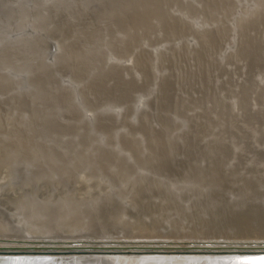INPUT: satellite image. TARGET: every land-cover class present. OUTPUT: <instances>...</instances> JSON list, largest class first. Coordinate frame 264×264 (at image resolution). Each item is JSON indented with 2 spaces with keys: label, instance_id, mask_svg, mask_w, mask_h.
Returning <instances> with one entry per match:
<instances>
[{
  "label": "rangeland",
  "instance_id": "rangeland-1",
  "mask_svg": "<svg viewBox=\"0 0 264 264\" xmlns=\"http://www.w3.org/2000/svg\"><path fill=\"white\" fill-rule=\"evenodd\" d=\"M5 1H3L2 3H3V5L4 4L7 5V6H5L6 10H7L9 2H5ZM24 1L27 2L26 5H24L25 2H23V5L26 6L25 7L26 9H22V10L29 11V12L24 11L25 14L27 13L26 15L24 14V12L20 11V9L22 7L24 8V6H21V8L13 9L14 11L11 9L13 12V13L10 12L13 15L12 17H10L11 14H9V11H11L10 8L8 9V11H6L5 7L2 6L1 8L2 9L4 8L3 10L5 12L0 8L1 9L0 11L2 13L4 12V13H6L5 14L6 16L10 17V18H7L6 16H4L0 12V14H2V15H0V17H1L0 20H2L1 21L2 25H3V23L5 24V25H3L5 27H3L0 23V25H1L0 27L2 29L4 28V30H2L0 28V32L2 31L1 36L3 37V38L0 37V53H1L0 57L4 60L7 58L8 59V60L6 59L7 61H10V59H11V62H12V63L10 62L11 64L10 63L7 64L6 60L4 62L0 61V64H1L0 65V71H1V69H3L4 67L7 66L6 68L3 69V70H5V71H3L4 73L0 72V75L3 74L2 77L0 76L1 81L4 80L5 82H7L6 80H8V82L10 83V84H8V82H7L5 86L0 84L1 85L0 86V96H1L0 101L3 102L5 100L3 103L2 102L0 103V132H1L0 133V151L4 152L1 150L3 148H4L3 150H6V151H8V150L11 151V149L14 151V149H16L15 146H17L16 150L20 154L22 153L20 156L23 157L22 159H21V157H19L20 161L18 160V162L20 164L16 165V166L22 165L19 167H23V165H26V164H27L26 166H28V164L29 165H32L33 163L35 164L36 162H32V161H34V159H37L35 161H38V162L35 165V169L33 168L34 164L32 165L33 167L28 166V168H27L25 166V168L24 167L22 168V170L26 169L25 171H27V172H28V169L30 171V168H32L31 174L29 172L30 175L28 173L26 174V172L24 173V171H23V175H20V174H22V172H21L22 170H21V168L18 169L16 167V169H18V172L19 173L21 172L20 174L17 173L18 175L21 176V178H20V176L18 177V175H17V177H15L16 181L18 180V178H20L19 181H17L18 183H16V181L13 177H12L13 180H12V178L6 179V177H2V173L5 171V170L3 171V169H7L6 167L8 165L5 163H7L11 159L10 158L8 159L5 156L3 157V155L1 157V154H0V164L4 163L6 161L4 163L5 165L4 164L0 165V212H1L0 213V229H1L0 230V240H2V241L4 240L3 242L0 241V249H3V247H5V246L8 248L18 247L21 249L26 248L27 252L32 253V249H34V250L37 248H40V249L43 248L44 249L45 246H40V245L42 243H48V244L52 245V246H47V248L52 250L51 252H57V251L58 252H63V251L67 252V251H65V249H67L66 245L71 243L72 241H75V242L79 241V244L83 243L86 245H93V244L95 245V244H97V242L109 243L108 242L109 240H110V242H116V243L120 242L122 244L126 243L127 241H128L127 243H130V241L132 240L131 244H129L132 246H137L140 243H141V245L142 244L145 245V243L150 244V242H153V243L157 242V243L163 244V243H166V241H167V243H174V244L182 245V247H184V246L189 247V246H193V245H205V244L206 245H209V244L210 245L211 244L212 245H224V246H238V245L239 246H246V245H257V244L262 245V244H264V101H263L264 100V92H263V90H264V80H263L264 79V70H263V68H264L263 67L264 66V64H263V62H264V58H263L264 57V36H263L264 35V21H263L264 20V18H263L264 17L263 16L264 15V10H263L264 9V0H252V1L251 0H230V3H229V0H184V1L183 0H154L155 3L152 0H143L144 2H142V0H129V1H131L130 2L131 4L130 3L126 4L125 2L128 3L127 0H122L123 2L118 0V3L119 2L121 3V5L119 3L120 6H118V8L116 6H114V5L118 4V3H116L117 0H113L114 2L109 0V2H111V3L107 2V0L106 1L103 0V2H100L98 0L97 1L92 0L95 3L92 1L88 3L89 0L86 1L88 4H90L91 8L93 6V5H91V3L92 4L94 3L95 5H98V6L101 5L104 8L107 7L108 3H109V5L112 4L111 6L108 5V7L105 8L108 11L103 10V12L106 11V12H104L105 14L103 13L104 16L109 11H111L110 8L112 6H114V8H115V9H113V7H112V10H116V9L123 10L122 11L123 13L119 10L120 13L117 15L119 16V18H121L120 21H122V23L124 24V26H126V28L123 27V24L120 21H119L120 23L115 21V20H117V21L119 20L115 13L113 15L116 16L117 18L113 21L115 22V24L116 23L121 24L122 27H119L120 25H114L113 21H111V19L109 20L107 18L108 20L107 19L104 20L103 15H101V12L103 9V7H101V6L99 7V9L101 8V12L94 5V8L90 9L91 11L89 10L88 11L89 13L87 14L86 7H87V9H89L87 6V3L85 4V10H82V9H84V5H83V8H81L80 7L81 5L77 3L78 0H73L75 2H73L71 0L73 3L70 4V6H72L75 3L77 5H73L74 8L72 9V7H71V9H69V10H70V12H71V10H73L72 13H74L76 11L77 15H76V13H74V15H76L78 17V19H76L77 18L76 16L71 15V18H72V16L75 17V19L74 18L71 19V18H69L70 12L68 11L69 14H68V12L66 13V11L68 9L64 8L65 11H63V9H62L61 11H63V12L60 13L61 11L57 8L60 6L59 5L54 6L55 3L56 4L58 3L57 0H48L50 2H48L46 0H44V1L41 0V3L43 2L41 5L37 4V3H40L39 2L40 0H37L38 2L36 3V5H35L36 0L35 1L24 0ZM52 1L54 2V5H52L53 4ZM159 1H162V2H159ZM164 1H166V2H164ZM65 2L68 3L69 0L68 1L66 0ZM81 2L82 1L80 0L79 3H81ZM83 2H85V1H83ZM96 2H98V3H96ZM139 2L141 4H139ZM172 2L175 4L172 5ZM180 2L182 4L185 2L186 4L184 3L185 5H182ZM214 2H216V3L213 4ZM2 3H0V4H2ZM50 3H52V4H50ZM62 3H63V1H60V5L64 6L63 5L64 3L63 4ZM113 3H114V5H113ZM146 3H148V4L146 5ZM162 3H163V5H162ZM168 3L171 5L172 8H168V7H170V5ZM178 3H179V5H178ZM187 3L189 4V7H188ZM206 3H208V4L206 5ZM14 4H15V2H14ZM46 4H48L49 6L51 5V8L49 6H47ZM102 4H105V6ZM122 4H123V6H122ZM124 4L126 5L127 8L128 7L130 8V6H131L133 11L131 10V8L130 9L128 8L127 10L124 9V8H126ZM134 4H136V5H134ZM142 4L145 6L143 7ZM37 5L41 6V7L39 6L40 9L38 8L40 11L42 8L45 7V5H46V7H48L47 9L50 8L51 12H54V13H57L55 11L58 9L59 11L58 10L57 11L60 13L59 16L61 17V18L59 17L60 22L62 21L63 23L65 22L67 24L68 21H71V25L69 24L70 22H68L69 25L68 24L67 25L66 24H63V25L59 24V22H58L59 20L55 21L53 18L54 13H51L52 18H50L51 16L48 17V19L50 18V20H51L50 21L51 24L47 19L46 20L48 22H46L45 20H43V18L50 15V9L48 12L49 15L47 14V11L44 10L46 8L42 9L45 11V13H43L44 11H41V13L44 14V16L40 17V15H41V14L39 15L40 12H38V10H35V9H37ZM66 5L67 4H65V7H66ZM68 5H67V7H68ZM78 5H80V6H78ZM221 5H222V7H220ZM262 5H263V7H262ZM33 6H34V8H33ZM76 6H78L80 10ZM121 6H122V8H121ZM139 6H140V8H141V6L143 8L140 9ZM154 6H156V7H154ZM203 6H205V8H203ZM226 6H227V8H226ZM55 7H56V9H55ZM95 7L99 11V13L96 10L95 11L93 10V9H95ZM133 7H135V8L133 9ZM153 7H154V9H153ZM182 7H184V8H182ZM191 7H193V9ZM213 7H214V9H213ZM217 7L219 8V10ZM75 8H77V9L75 10ZM159 8H160V10H159ZM162 8H163V10H162ZM166 8H168V9H166ZM175 8H177V10H175ZM202 8H203V10H202ZM32 9H34L36 11V14H38L39 17L42 19V20L40 19V21H45V23H46V24H44V22H40V24L43 23L44 26L42 24L41 25L39 24L38 25L39 28H40V26L41 27L43 26V27H46L45 29L42 30V29L37 28L38 26L36 27V25H37L36 21H38L37 18H39V17L36 18V17L32 16L33 14H35V11ZM52 9H55V10L52 11ZM180 9H181V11H180ZM191 9H192V11H191ZM205 9L206 10L208 9L207 11H209V12L207 13V11ZM18 10L20 11V14L18 12L19 17L17 16V14H15V11L17 13ZM31 10L33 11V13ZM92 10L94 12L98 13V14L95 13V15H101L102 16V17L101 16L100 17L103 20H99L100 18H97L99 21H102L104 25L107 24V25H105L106 27H108V25H109L110 29H113L112 30L113 34L111 33L112 35H110V32H108L110 36L108 35L107 32H104L105 29H108L109 27L105 28V26H104V31H102L103 35L107 34V37L108 36L111 37L110 38L111 41L109 40V37L108 38L105 37L106 35L105 36L102 35V38L105 37L104 39L100 38L103 41H101L100 39H97L99 37V35L102 33L99 34L97 32L98 29H96V28L100 27V29L102 30V26L100 24L102 22L98 23L97 19H95L97 21V23H96V21L93 18V17H95V15H93L94 12L92 13ZM154 10H155V13H154ZM186 10H188V11H186ZM79 11H81V12H79ZM82 11H83V14H82ZM84 11L86 13H84ZM125 11H127V12L131 11V13H133V16L131 13H130V15H127V13H124ZM136 11H137V14H136ZM158 11L161 14L156 15L157 13H159ZM190 11H191V14H190ZM216 11H218V12H216ZM78 12L82 14V17H80V14ZM21 13H23V14H21ZM28 13H29V15H28ZM116 13H118V10ZM205 13H206V15H205ZM218 13H219V15H218ZM221 13H222V15H221ZM46 14H47V16H46ZM61 14H63L65 17L61 16ZM66 14L68 16H66ZM84 14L86 16H88L90 14L92 17L90 15L88 17L93 19V20H91V22L95 21L96 24H99V25H97V27H95L96 32H94V34L98 33V34H96L98 36V37L96 36L97 38L96 37L94 38L95 35L92 34V32L94 30H92L90 32V29H89V32H90V34H92V36L88 35V38H86L84 41L83 38H85L86 35H83V33L86 34V31L83 28H85V29H87V28H86V26L81 27V25H82V23H84V25H87L89 20H90V18L86 17V19L88 18V22L86 24L85 22L87 20L84 19L85 18V16H83ZM120 14H122V16H120ZM123 14H125V15H123ZM167 14H169V16H167ZM14 15H16L15 16L16 18H13ZM20 15H25V16L28 15V16H32V18L31 17L27 18L28 16L27 17L24 16L25 17L24 18L22 16L20 17ZM57 15L55 14V16H57ZM174 15L176 17H174ZM209 15H212V16H209ZM114 16H113V18H114ZM124 16H127V17L125 18ZM223 16H224V19H223ZM236 16H238V17H236ZM5 17H6L7 21H6ZM63 17H64V21L61 20ZM66 17H68L69 19L67 20ZM79 17L81 18V20L79 19ZM106 17H107V15H106ZM123 17L126 19V21L124 20ZM128 17H129V20L131 19V24H130V21L127 20ZM171 17H174V18H171ZM205 17H207V18H205ZM226 17H228V18H226ZM20 18H22V19H20ZM33 18H36L37 20L33 19ZM122 18H123V20H122ZM8 19H10L9 23H8ZM23 19H27V20L30 19V20L27 23L26 22L27 20L25 21ZM52 19L54 20V23L52 22L53 21ZM55 19H58V16ZM158 19H161V20H158ZM11 20H12V22L16 21L15 23H16V25H18V27H17L15 25V23H13L14 27H15V28H13V30L11 29L12 28L11 26L13 24L10 25ZM73 20L80 22V26H79L78 22H73V24H72ZM148 20H149V22H148ZM151 20H152V22H151ZM155 20H156V22H155ZM106 21H108V23H110V22H112V23L108 24V23H106ZM20 22H21V24H20ZM24 22L26 23V25ZM31 22H35L36 25L34 23H31ZM55 22L56 23L58 22V24L62 25V26L66 25L65 27L67 30L64 29L65 27H63L64 30L63 29L61 30L60 28H62V27L58 26V24H57V26L60 27L58 30L60 33L58 32V34H57L56 33V31H57L56 27L57 26H55L56 25ZM136 22L138 23V25ZM47 23L49 24L48 26H52V24H55L54 25L55 29L52 26L49 29L50 31L47 32L48 27L45 26V25H47ZM177 23H178V25H177ZM222 23H223V25H222ZM247 23L250 25L252 24L251 25L252 27L250 25H248ZM6 24H8V26H6ZM22 24H24V25L22 26ZM111 24L114 26L112 27ZM159 24H160V27H159ZM258 24H259L261 30L259 29ZM19 25H21V26H19ZM34 25H35L36 29L34 27H32ZM72 25L75 26V29L73 28ZM76 25L79 26L80 29H78L76 27ZM88 25H91V24L89 23ZM128 25H130V26L127 27ZM116 26H117V28H115ZM67 27L68 28L72 27V29H69V30H72L69 32V34L71 32H73V29H74V32H77L78 30H80V33L82 32L81 29H83L84 32L81 35L83 37L78 36L79 32L76 33L77 35L75 37H78L77 38L78 41L76 42V40H75L76 38L75 37L73 38L75 33L73 32L70 35H68L67 32L69 30ZM249 27L251 29H249ZM76 28L78 29L77 31H76ZM114 28H115V30L118 29L119 32H118V30L115 31ZM160 28H161V31L163 33L160 31ZM171 28H172V30H171ZM6 29H7V31H6ZM10 29L12 31H10ZM38 29L41 31H38ZM100 29H99V31L101 32ZM127 29L129 30V33H128ZM131 29H132V31H131ZM198 29L201 32H199ZM109 30H106V31H109ZM140 30H142V31H140ZM180 30H181V32H180ZM42 31H44V33ZM51 31L52 32L55 31V32H53L54 34L50 33ZM61 31H64V32L66 31V32H65V34L62 35ZM87 31H88V29H87ZM147 31L149 32V34ZM5 32H7V35H4ZM36 32H38V33H36ZM89 32H87V34H89ZM151 32H153V33H151ZM172 33H173L174 37L172 36ZM195 33L197 34V36ZM198 33H200V34H198ZM126 34H128V36ZM54 35H55V37H54ZM57 35H60V36L58 37ZM61 35L63 36V38L66 36V38H64V39H66L64 41L66 47H64L65 45L63 44L64 39L60 38V37H62ZM67 35L70 36L71 38H69ZM124 35H126V36H124ZM116 36L118 38L119 37L120 38L117 39ZM143 36H144V38H143ZM262 36H263V38H262ZM53 37L55 38V40L53 39ZM89 37H93L92 38L93 40L90 39ZM130 37H131V39L129 40ZM251 37H253V38L251 39ZM36 39H37V41H35ZM67 39H69V41ZM70 39L75 40V42H74V40L71 41V45H72V43H73L72 46L75 45L74 46L75 48L72 47V49L73 48L75 49V50L73 49V51L71 49ZM105 39H107V40H105ZM112 39H116L117 41L112 40ZM38 40H40V41H38ZM87 40H89V41L87 42ZM17 42H18V44H17ZM41 42H42V45L45 44V45H43L44 46L43 51L40 49L42 47L40 45ZM95 42H96V44H94ZM106 42L108 44L107 46H106ZM36 43L37 44L40 43V44H38V45H40V47H38V45H36ZM79 43H80V45H79ZM81 43L86 49L83 48V46L81 47ZM86 43H87V45H86ZM101 43H102V45H100ZM8 44L11 46H9ZM31 44L35 46V49H33L34 46L32 47ZM61 44H63L64 46H61ZM111 44H112V46H110ZM139 44L141 47L139 46ZM93 45H95V46H93ZM97 45L99 47H103V48H99ZM149 45H150V47H149ZM20 46L23 47L24 50H25V47L30 48V46H31L32 48H30V49H33V52L35 51V54L38 53V55H39V51L41 50L40 51V53L42 52L40 54L41 56L36 57V59L34 61V58L30 59V58H32V57H30V56H32L31 55L32 53H30V55L26 59H27V61H29L28 59H30V61L32 60L34 62L32 63V61H31L28 63L24 60H25L26 54H28L26 52L29 49L26 48L28 50L24 51L23 49H21ZM77 46H78V48H77ZM79 46H80V48H79ZM105 46H106V48H105ZM118 46H120V47H118ZM37 47H38V49H40V50H38V52L36 50ZM67 47L68 48L70 47L69 50L63 49V48L66 49ZM91 47L93 48L92 50H90ZM94 47H95V49H94ZM96 47H97V49H96ZM142 47H143V49H142ZM7 48H8V50H11V48H12V51H14V52L8 51ZM122 48H123V50H122ZM136 48H137V50H135ZM197 48H198V50H197ZM82 49H84L85 51ZM102 49H104V51ZM119 49H121V50H119ZM124 49L125 50L128 49V50H126V53H125ZM151 49H153V50H151ZM81 50H82V52H81ZM100 50H101V52H100ZM7 51L9 54L7 53ZM20 51L23 52V54H21ZM86 51H89V52H86ZM127 51L129 53V56H128ZM90 52L93 55H91V57H90L91 60L89 58V61H88L87 56L88 55L90 56V54H91ZM93 52L94 53L96 52L98 57H96V53L94 54ZM98 52H100L101 56ZM231 52L233 55L231 54ZM245 52H247V53H245ZM106 53H108V54H106ZM35 54H33V55L35 56ZM58 54H59V56H57ZM80 54H82V56ZM8 55L10 56V58L7 57ZM68 55L70 57H68ZM3 56H5V57H3ZM18 56H20V59ZM103 56H105L104 57L105 62L102 61ZM21 57L24 58V60L21 59ZM78 57L81 58L82 60L79 59ZM93 57L96 59H93ZM161 57H163V58H161ZM1 58H0V60H2ZM241 58H242V60H241ZM84 59H87V60L85 61ZM97 59H98V61H97ZM106 59H107V61H106ZM13 60H15V62ZM19 60H20V63H24V62L28 63L30 67H27V69H24V68H26L25 66L27 64L25 66L23 64L24 67L22 68L21 66H19V63L16 62ZM69 60H71V61H69ZM22 61H24V62H22ZM76 61L78 62V64ZM168 61H170V62H168ZM72 62H74V63L76 62L77 65H75ZM101 62H103V63H101ZM107 62H108V64H105ZM203 62H204V64H203ZM211 62H213V63H211ZM256 62H258V63H256ZM16 63H18V65ZM30 63H32L33 65ZM67 63H69V64H67ZM193 63L195 65H193ZM90 64L93 67L90 66ZM101 64H103V65H101ZM83 65H85V66L82 67ZM151 65H152V67H151ZM155 65H157V66H155ZM102 66H104V67L102 68ZM78 67H79V69H78ZM109 67H112V68H109ZM193 67H195V68H193ZM60 68H62V69H60ZM95 68H96V70H95ZM85 69H87V70H85ZM104 69H105V72H103ZM194 69H195V73H194ZM68 70H69V72H68ZM77 70H79V71H77ZM90 70H92L91 71L92 73H90ZM188 70H190V71H188ZM50 71H51V73H50ZM81 71L83 72V74L81 73ZM262 71H263V73H261ZM65 72H67V74H65ZM118 72H120V73H118ZM124 72H125V74H124ZM189 72H190V74H189ZM254 73H256V74L254 75ZM71 74L73 77L71 76ZM76 74L78 76H76ZM88 74H89V76H88ZM91 74L94 75V78H93V75H91ZM185 74L187 75L186 77H185ZM14 75H15V77H14ZM47 75H48V77H46ZM124 76H126V77L124 78ZM49 77H51V78L48 79ZM127 77H129V78H127ZM193 77L195 78V81H194ZM196 77H198V78H196ZM55 78H57V79H55ZM86 78H88V79H86ZM186 78H187V80H186ZM124 79H125V81H124ZM116 80H121V81H116ZM4 81H3V83H5ZM53 81H55V82L53 83ZM77 81L78 82L81 81V82L78 83ZM245 81H246V83H245ZM41 82H42V85H41ZM44 82H45V84H44ZM160 82H161V84H160ZM189 82L191 85L189 84ZM212 82H213V84H212ZM124 83H126V84H124ZM187 83H188V85H187ZM33 84H34V86H33ZM256 84H259V85H256ZM14 85H15V87H14ZM128 85L130 87H128ZM124 86H125V88H124ZM190 86L192 89L190 88ZM120 87H122V89ZM3 88H5V90ZM52 88H54V89H52ZM65 88H67V89H65ZM123 88H124V90H123ZM158 88H161V89H158ZM49 89H50V91H49ZM69 89H70V91H69ZM128 89H130V90H128ZM61 90L63 91L62 93H61ZM242 90H244V91H242ZM32 91H33V93H32ZM43 91H45L46 93H44ZM69 92H71L72 94ZM74 92H75V94H74ZM118 92H119V94H118ZM81 93H82V95H81ZM114 93H117L118 95L117 94L115 95ZM58 94L61 96H58ZM73 94L75 97H73ZM42 95H43V98H41ZM260 95H261V97H260ZM26 96H28V97L26 98ZM31 96H33V97H31ZM54 96H56V97H54ZM70 96H71V98H70ZM82 96H84L85 99ZM121 96H122V98H121ZM24 97H25V99H24ZM96 97H97V99H96ZM3 98H4V100H3ZM51 98H53V99H51ZM65 98L66 99L68 98V99L66 100ZM115 98H116V100H115ZM15 99H17V100H15ZM86 99H87V102H86ZM21 102L23 104H21ZM26 102H28V104ZM83 102H84V104H83ZM4 103H7L8 105L7 104L5 105ZM14 103H15V105H14ZM29 104H30V107H29ZM36 104H37V106H36ZM52 104H53V106H52ZM123 104L124 105L126 104V105L123 106ZM128 104H129V106H127ZM31 105H33V106H31ZM58 105H60V106H58ZM61 105H62V107H61ZM12 106H13V108H12ZM17 106H19V107H17ZM22 106H24V107H22ZM50 106H51V108H50ZM63 106L64 107L66 106V108H64ZM73 106H75V107L73 108ZM86 106H88V107H86ZM15 108H17V109L15 110ZM81 108H82V110H80ZM3 109H7V111H4ZM11 109L13 110V112L11 111ZM38 109H41V110H38ZM27 110L29 112H27ZM66 110H67V112H70V113L68 114L66 112ZM38 111L40 113H38ZM72 111H75L76 114H75V112H72ZM43 112H44V114H43ZM54 112H56V113H54ZM50 115H52V116H50ZM23 116H25V117H23ZM66 116L69 118H67ZM34 118H35V120H34ZM21 120H23V123L26 122V123H24L25 125L22 124ZM44 121H46V122H44ZM66 121H67V123H66ZM19 122H21V124ZM32 122H34V123H32ZM72 122H74V123H72ZM22 125L24 126V129H22L23 128ZM27 125H29V126H27ZM76 126H78V127H76ZM132 127H133V129H132ZM45 132H46V134H45ZM55 132H57V133H55ZM33 133H35V134H33ZM41 135H42V137H41ZM17 136L20 138H18ZM81 136H82V138H81ZM23 137L26 139L28 138L27 141ZM32 137H35V138H32ZM116 139H117V141H116ZM18 141L20 142V145H19ZM28 141H29V143H28ZM32 142H33V144H32ZM16 143L19 146L15 145ZM36 143H37V145H36ZM29 144H30V146H29ZM66 146H68V147H66ZM8 147H10V148H8ZM31 147H34V149L33 148L32 149L35 150L33 153H32L33 150H31ZM63 147H65L66 149ZM46 148L47 149L49 148L48 149L49 152L47 151ZM100 148H101V150H100ZM29 149L31 150L32 156H31V154H29L30 152L28 153ZM62 149H64V150H62ZM94 149H96V150H94ZM16 150H15V152H16ZM20 150H22V151H20ZM50 150L52 152L54 151L53 154H51V155H50V153H52V152ZM69 150H71L70 151L71 153L69 152ZM89 150L92 151L91 154H90ZM94 151L95 152L97 151V152L93 153ZM99 151H102V153H103V151H105L106 154L105 153L104 154L106 156H104V154L101 153L103 156L102 157L101 154L99 153ZM24 152L27 154H24ZM67 152H69L68 155H66ZM76 152L77 153L79 152V153L77 154ZM36 153L37 154L39 153V154L37 155ZM58 153H61V154H58ZM73 153H74V155H73ZM63 154H65V156ZM26 155L29 157H26ZM45 155H47V156H45ZM52 155H54V156H52ZM70 155L73 157H71ZM89 155H90V157H89ZM112 155H114V156H112ZM51 156L53 158H55V160H52L53 158ZM77 156H81V157L86 156V157H83V159L80 157L81 161L78 157V160L81 162V163H79V161L77 160ZM61 157H62V159H61ZM99 157H101V160L99 159ZM24 158H25V160L27 159V161H25V162H28V163L25 164ZM38 158H40V159L42 158V159L40 160ZM57 158L60 160H58ZM106 158H108V159H106ZM31 159H32V161H31ZM50 160H52V162ZM75 160H77L79 164H77L76 163L77 161H75ZM82 160H86V161L82 162ZM94 160L96 161V163L91 162ZM110 160H112L114 163ZM117 160H119L120 162L119 161L117 162ZM127 160H129V161H127ZM22 161H23V163H21ZM29 161L32 163L30 164ZM43 161H45V162H43ZM53 161H54V163L55 162H57V163L54 164ZM73 161H75V162H73ZM104 161H105V163H104ZM47 162H48V164H47ZM60 162H61V166H62V168L60 167L61 169L59 168ZM71 162L73 164H71ZM84 162L85 163L87 162V163L85 164ZM99 162H102V164L101 163L99 164ZM40 163H41V165H39ZM66 163H67V165H66ZM70 164L75 166L74 168H76V167L81 168L82 167L83 169L82 168L81 169H79V168L74 169L73 166H71L75 170V172L71 171L73 169L70 167ZM80 164H81V166H80ZM97 164L100 165V167H102V169L100 168L102 172L98 168L99 166ZM3 165L6 167H3ZM44 165H46V166H44ZM87 165H89V166H87ZM90 165L92 166L91 168L94 170L95 173L91 171L92 169L90 168ZM114 165L116 167H113ZM55 166H57V167H55ZM63 166L64 167L69 166L71 169L70 168H68V169L64 168ZM39 167H41V168L39 169ZM95 167L98 169H95ZM54 168H56L57 170ZM84 168L87 170L84 171ZM103 168L106 169L105 173L103 172L104 171ZM112 168H114V169H112ZM59 170H60V172H58ZM65 170H66V175H68L69 172H73L72 176H71L72 179L70 178V175L65 177V175H64L65 173H63V172H65ZM67 170H68V173H67ZM95 170H98L100 173L107 174V175L103 176V174H99L98 171L96 172ZM121 170H122V172H121ZM81 171H82V173H83V171L85 172L84 176L82 174L84 179L81 176ZM88 171H90V172H88ZM119 171L121 173H119ZM124 171H125V173H124ZM53 172L56 174L58 173L57 175L59 176L60 179H62V181L60 180L62 186L58 187L56 183H53L54 182L53 180H52L53 182L51 180H49L51 178L50 176L52 174H54ZM77 172L78 173L80 172L81 177L78 176L80 179L76 176ZM113 172H114V174H117V175H114ZM50 173H51V175H50ZM86 173L89 174V176ZM90 173H91V175H90ZM92 173L96 174V175L93 176ZM97 174H99V175H97ZM108 174H110V175H108ZM60 175L61 176L63 175L64 177L63 176L60 177ZM73 175H74V178H73ZM27 176L28 177L31 176L30 178H31L32 182L30 181L31 183L25 184L24 182H26ZM85 176H87L88 178ZM96 176L97 177L99 176L98 178L99 179L102 178V179L99 181ZM100 176H101V178H100ZM41 177L47 178L46 180H44L45 182L41 181V183H40ZM59 178H57L56 180L59 181ZM104 179H106L105 182L102 181ZM108 179H109V181H108ZM86 180L88 182H86ZM96 180H97V182H96ZM37 181H39V183ZM133 181H135V182H133ZM33 182H34V184H33ZM78 182H79V185H77ZM108 182H110V183H108ZM111 183H112V185H111ZM66 184H68L69 186ZM107 184H108V186H107ZM133 184L135 187L133 186ZM35 185H36V187H35ZM53 187L56 189L53 190L54 189ZM72 187H74V188H72ZM99 187H101V188H99ZM17 190H18V192H17ZM105 190L106 191L108 190L107 193L105 194L107 197L109 196V193L114 195L113 199L111 197V199H112L111 200L109 198L110 196L107 198L106 196L103 195L104 193L102 194V196H104L101 198L102 201L107 202V203L101 204L102 201L100 200L101 206H100V210H98V211L102 212L101 207L103 205L106 206L105 208L111 209V207H112L111 210L105 209L103 211V212L109 211L107 213V215L109 217L106 215V218H105V216H103L106 214V212H105V214L101 213V215H100V214H98V211H97L96 214L98 216L95 214L96 211L92 212L94 209V205L97 204V203H93L94 199L96 200L95 197L99 194V191L104 192ZM112 191H113V193H112ZM20 192H23L25 195L29 194L28 199H27V203L25 204L26 201L24 202L25 205L24 204L20 205V202L18 200L15 201L16 200L15 197L18 194H20ZM66 193H68V194L66 195ZM44 194H47L48 197L43 198V196H45ZM65 195H66V197H65ZM74 195L76 196V198H74L75 197ZM4 198H8L10 200L9 206L2 203V199H4ZM37 198L40 200L38 201ZM86 198H88L90 200L92 199V201L89 200V202L87 203V207H84L85 205L82 207L84 209L88 208L87 210H89V208L91 209V207H93V208H92V210H89L88 213H86V214L84 213V216L80 217V218H82V219H80L79 216H82V215H79L80 213L78 211H80L82 209L80 207L87 200ZM106 198H107V200H106ZM59 199L61 201H59ZM84 199H85V201H84ZM32 202L36 203V204L40 203V202L46 203V204H51L54 208L53 209L52 206H50L53 209V212H52V209H50V208L49 209L46 208L44 210V211L51 210V212L48 211L51 213V215L49 216L50 213L47 214V217H50V219L45 218V216H46L45 212H44L43 218L41 216V218L44 219V221L47 220V223L44 222L43 220L39 219V220H41L42 224L45 225V223H46V228L41 230V231L40 230L31 231L29 228H26L25 225L22 224V222H19L20 220L17 221V216H19V218L21 216L22 217L25 216L24 218L21 217L22 220L26 219L30 223H34V221L40 217L41 213H38L39 211L35 210V208L37 206L35 204H32ZM155 202H156V204H158V207H156L157 210H155V208L152 209L153 207H152L151 203H155ZM67 203H70V204L72 203L73 209H75L78 206L79 207L78 211L74 210L75 211L74 212L72 210V208H70V206H69V209L72 210L73 212L72 211H71V213H70V211L68 212L69 209H67V208H66L67 212H64L63 206L66 207L65 205ZM76 203H77V205H76ZM89 203H91V204H89ZM31 205L33 206L34 210L31 209ZM67 205H69V204H67ZM90 205H92V206H90ZM135 205L137 207H135ZM183 205L187 209H182ZM21 206H23L24 208ZM133 206H134V208H133ZM153 206H155V205H153ZM135 208L138 210H136ZM29 209H31L32 211ZM84 209L81 211L85 212L86 209H85V211H84ZM96 210H97V208H96ZM153 210H154V212H153ZM220 210L222 211L223 215H221ZM41 211H43L42 208H41ZM111 211H113V212H111ZM128 211L130 214L132 213V215L129 216V214H128L130 220L128 218L129 223L128 222L126 223L125 220L128 217L126 213ZM219 211H220V214L218 213ZM19 212H21V213H19ZM48 212H46V213H48ZM205 212L208 214H206ZM66 213H68V214H66ZM69 213L71 215H69ZM216 213H218L220 216ZM61 214H62V218H61ZM87 214H89V215L93 214V216H91V215L87 216ZM95 215L98 217V219H97V217L94 218ZM203 215H204V218H203ZM216 215H218V216H216ZM65 216H67L68 218H69V216L70 217L72 216V218L74 216V219H72V221H71V218L66 219ZM86 216L88 218L93 217L94 219H97L99 222L102 219L101 216H103L104 220L102 219L103 220L102 222L106 221L105 222L106 225L108 224L107 220H109L111 217H114L113 220H116L119 218L118 220H116L117 225L115 223H113L115 221L112 222V218L109 220L110 221L109 224H111V226H112V223L115 224L112 226L113 228H115L114 226H116V228H117V226H121L120 229L122 228L124 230L121 229V231H122L121 232L120 229L117 228L118 229V231H117V229H113L108 224L109 225V226L107 225L108 230L109 231L114 230V232L111 231V233L112 234L116 233V235H114V234L111 235L110 233L106 234L102 230L104 223L101 226L100 225L101 222L99 224L97 220L96 221L94 220L95 223L99 224V226L97 228V225L94 224V228H96L97 230L95 231V230L89 229L90 230L89 231L87 227L90 225V223H89L90 220L87 219L89 221L86 222V218H87ZM31 218H33V219H31ZM99 218H100V220H99ZM65 219H66V221L70 220V222L69 223H68V221L66 222ZM90 219L93 223L94 221L92 220V218H90ZM60 220H61V222H60ZM77 220H79L80 222ZM82 220H85V221H83V222H85V224H83V223L80 224L82 222ZM64 221L66 222V225L70 226L71 229L70 228L68 229V226H66V228L63 226L65 224ZM122 221L124 223H126L124 225L127 228H124V226L122 225L123 224ZM1 223L3 224V226L1 225ZM38 223H40V221ZM70 223H72L73 226H72V224L70 225ZM145 223H147L146 225L148 227L147 226H145V227L149 228V231L147 228L144 229L142 227V224H145ZM7 224H9V225H7ZM86 225H88V226H86ZM139 225H141L142 230H147V233H143L142 231H140V234H138V235L133 234V232H134L133 230H134L135 226L137 227ZM107 227H106V229H107ZM99 228H101V229L99 230ZM104 228H105V225H104ZM85 229H86V231H85ZM126 229H127L128 233L126 232L125 233L126 235H125L123 233V231L125 232ZM28 231L30 233H28ZM119 231H120V233L118 234ZM16 233H17V235H16ZM121 233H123V235ZM41 240H42V242H41ZM43 240H44V242H43ZM49 240H50V243H49ZM122 240L124 242H122ZM133 240L134 241L136 240L135 243ZM38 243H40V244L38 245ZM61 244H63V245H61ZM55 248H57V251L56 250L53 251ZM59 249H60V251H59ZM11 251H13V250H11ZM184 251H188V250H184ZM44 252L45 251H36V253H44ZM184 253H188L189 256L190 255L191 256L189 257L187 255H183L181 257H177V256H180L179 253L178 254L177 253H175V254H172V253L171 254H157V255H150V256L146 255V254H134L137 257H143V258H139V260H137V259L133 260V259H128L129 257L127 255H129V254H123V253L120 254L119 253V254H114V255L123 256L122 258L125 257L126 262H128V263L131 262L129 264H137L138 261H139L138 264H141V263L142 264H144V263L148 264V263H150L149 261H152V258H149L151 256L152 257H162V258H158V259L153 258L154 260L157 259L158 261L152 262L150 264H178V263L179 264H192V263L195 264V262H196V264L197 263L202 264V262H203V264H207V263L209 264L210 261H211L210 264L211 263L213 264L214 261L215 262L217 261V260H214L212 262V260H209V259H206V260L200 259V260H202V262H200L199 259L198 260L193 259L194 262H192V260H191V258H193L192 256H197L200 253L199 252H192V251H190V253L189 252H184ZM109 255H113V254L110 253ZM138 255H141V256H138ZM25 256L27 257L30 255L28 254ZM31 256H34V255H31ZM171 256H174L177 258H172ZM40 258L41 257H39L38 259H40ZM42 258H44V256ZM148 258H149V260H147ZM32 259H33L32 263H34V264L35 263L39 264L40 262H42L44 264L48 263V261L41 260V259L37 261L35 259V257H33ZM32 259L29 258V259H26L22 262L13 260V264H15V263L21 264L23 262H26L27 260H28V262L23 263V264H27V263L30 264ZM47 259H58L59 263L66 264L67 261H70V259H74V258H73V256H51V257L49 256V258H47ZM163 259H164V261H163ZM121 260L122 259H116V261L111 260L113 263H110V261H108V263L114 264V262H115L117 264L118 261H119L118 264L119 263L120 264L126 263V262H123L124 260H122V261ZM140 260L143 262H141ZM145 260H147V262ZM172 260H174L175 262ZM229 260L230 261L228 263H226L225 260H223L225 263L224 262L223 263L220 262V263L221 264H229V263L230 264H264V256H247V257L246 256H235V258L230 257ZM14 261H16V262H14ZM81 261L82 260H78V261L75 260V261H71V263L70 262L69 263L72 264V262H73L75 264V262H76V264H77V262H79L78 264H81ZM100 261L89 260L86 262L88 264H97V263L98 264L99 263L100 264H102V263L108 264V263H106V260H102L104 262H102V261L100 262ZM132 261L133 262L135 261L137 263H135V262L133 263ZM227 261H228V259H227ZM2 262H0V264ZM7 262H10L9 264H12V260H9ZM7 262L4 261L3 263L8 264ZM37 262H39V263H37ZM49 262L50 263H48V264L52 263L51 261H49ZM84 262L82 261V264H84ZM86 262H85V264H87ZM204 262H206V263H204ZM215 262H214V264L218 263V261L216 263ZM54 263L57 264L56 262H53L52 264H54Z\"/></svg>",
  "mask_w": 264,
  "mask_h": 264
},
{
  "label": "bare ground",
  "instance_id": "bare-ground-1",
  "mask_svg": "<svg viewBox=\"0 0 264 264\" xmlns=\"http://www.w3.org/2000/svg\"><path fill=\"white\" fill-rule=\"evenodd\" d=\"M3 1H5V0H0V3H2ZM32 1H35V0H32ZM43 1H44V0H43ZM46 1H48V0H46ZM57 1H58V3H57V4L55 3V5H54V2H53V1H52L53 4H52V3H50V4H52V5H54V6H56V5L58 6V5H59L61 8H60V7H57V8H58L60 11H61L62 9H63V11H65L64 8H65V9H68V10L66 11V13H67L68 11L70 12L69 9H71V7H72V9L74 8L73 5H77V4L75 3V4H73L72 6H70V4H72L73 2H75V1H73V0H72L73 2H72L71 0H69L68 3L65 2L66 0H65V1H64V0H60V1H63L64 4H63V3H62V4H63L64 6L60 5V1H59V0H57ZM67 1H68V0H67ZM81 1H82L81 3H79L80 0H78V2H77V1H76V2H77L78 4L81 5V6L78 5V6H80L81 8H83V5H84V9H82V10H85V4L87 3V2H86L87 0H81ZM83 1H85V2H83ZM91 1H92V0H89L88 3L91 2ZM96 1H97V0H96ZM98 1L103 2V0H98ZM105 1H106V0H105ZM111 1H113V0H111ZM120 1L123 2L122 0H120ZM127 1H128V3L125 2L126 4H129V3L131 2V1H129V0H127ZM152 1H154V0H152ZM183 1H184V0H183ZM251 1H252V0H251ZM5 2H9V5H8L7 8H8V9L10 8V10H11V9L13 10V9L21 8V6H24V5H26V3H27V2L24 1V0H6ZM14 2H15V4H14ZM23 2H25L24 5H23ZM28 2H29V1H28ZM37 2H38V1L36 0L35 5H36ZM39 2H40V3H37V4H40V5H41V4L43 3V2L41 3V0H40ZM48 2H50V1H48ZM70 2H71V3H70ZM92 2H94V1H92ZM107 2H109V0H107ZM113 2H114V1H113ZM140 2H141V1H140ZM140 2H139V4H141ZM142 2H144V1L142 0ZM159 2H162V1H159ZM159 2H158V3H159ZM164 2H166V1H164ZM216 2H217V1H216ZM216 2H214L213 4H215ZM226 2H227V1H226ZM233 2H234V1H233ZM83 3H84V4H83ZM88 3H87V6H88L89 9H87V7H86V10H87L86 12H87V14L89 13L88 11H89L90 9L94 8V5H95V4H94L95 2H94L93 4L91 3V5H93L92 8H91L90 4H88ZM96 3H98V2H96ZM109 3H111V2H109ZM109 3H108V5H109ZM116 3H118V0H117ZM116 3H115V4H116ZM119 3H120V2H119ZM119 3H118L117 5H114V3H113V5L116 6V7L118 8V6L121 5V3H120V5H119ZM132 3H133V2H132ZM134 3H135V2H134ZM154 3H155V1H154ZM176 3H177V2H176ZM180 3H181V2H180ZM184 3H185V2H184ZM184 3H183V4L181 3V4H182V5H185L186 3H185V4H184ZM197 3H198V2H197ZM210 3H211V2H210ZM222 3H223V2H222ZM229 3H230V0H229ZM231 3H232V2H231ZM31 4H32V3H31ZM65 4H67V5L69 4V5H68L69 8L67 7V5H66V7H65ZM130 4H131V3H130ZM136 4H137V3H136ZM136 4H134V5H136ZM147 4H148V3H146V5H147ZM152 4H153V3H152ZM152 4H151V5H152ZM159 4H160V3H159ZM168 4H169V3H168ZM174 4H175V3L172 2V5H174ZM187 4H188V3H187ZM200 4H201V3H200ZM207 4H208V3H206V5H207ZM211 4H212V3H211ZM211 4H210V5H211ZM219 4H220V3H219ZM232 4H233V3H232ZM234 4H235V3H234ZM10 5H11V6H10ZM40 5H37V9H35V10H38V12H40L39 15L41 14L40 17H41V16L43 17L44 14H42L41 11H44V10H45V11H47V14H48L49 9L51 8V5L49 6L48 4H46L47 6L50 7L49 9H47L48 7H46V5H45V7L42 5V6H43L44 8H46V9L42 8V9H44V10L41 9V11L39 10V9H40V8H39ZM102 5L105 6V4H102ZM108 5H107V7H108ZM111 5H112V4H111ZM111 5H109V6H111ZM124 5H125V4H124ZM132 5H133V4H132ZM142 5H143V4H142ZM151 5H150V6H151ZM162 5H163V3H162ZM169 5H170V4H169ZM178 5H179V3H178ZM241 5H242V4H241ZM2 6L5 7V6H7V5H5V4L3 5V3H2V4H0V8H1ZM9 6H10V7H9ZM78 6H76V7H78ZM95 6L97 7V9H99V7H100L101 5H100V6L95 5ZM114 6H112L113 9H115ZM122 6H123V4H122ZM122 6H121V8H122ZM129 6H130V5H129ZM144 6H145V5H143V7H144ZM152 6H153V5H152ZM152 6H151V7H152ZM156 6H157V5H156ZM156 6H154V7H156ZM159 6H160V5H159ZM180 6H181V5H180ZM208 6H209V5H208ZM212 6H213V5H212ZM217 6H218V5H217ZM223 6H224V5H223ZM229 6H230V5H229ZM232 6H233V5H232ZM254 6H255V5H254ZM25 7H26V6H24V8L22 7V8L20 9V11H22V12H24V11L29 12V11H27V10H22V9H26ZM40 7H41V6H40ZM96 7H95V9H93V10H94V11L96 10V11L99 13V11L96 9ZM101 7H103V6H101ZM107 7H105V8H107ZM112 7H111V8L109 7V8L111 9V11H109V12L106 14L107 17H106V15L104 16L103 13L106 12V11H108V10H106V9L103 7L102 12H101V8H100L99 10H100V12H101V15H103V17H104L103 19H104V20H106V19L108 18L109 20L111 19V21L115 20V19L118 17L119 20H118V21L115 20V21H116V22H119V21L121 20V18H119V16H118L117 14L120 13V12H119L120 9L112 10ZM125 7H126V5H125ZM143 7L141 6V8H140V6H139L140 9H142ZM154 7H153V9H154ZM188 7H189V4H188ZM220 7H222V5H221ZM237 7H238V6H237ZM244 7H245V6H244ZM256 7H257V6H256ZM262 7H263V5H262ZM33 8H34V6H33ZM38 8H39V9H38ZM53 8H54V7H53ZM109 8H108V9H109ZM123 8H124V7H123ZM128 8H129V7H128ZM128 8L126 7V8H124V9L127 10ZM130 8H131V6H130ZM130 8H129V9H130ZM134 8H135V7H133V9H134ZM168 8H172L171 5H170V7H168ZM168 8H166V9H168ZM180 8H181V7H180ZM182 8H184V7H182ZM186 8H187V7H186ZM191 8L193 9V7H191ZM203 8H205V6H203ZM203 8H202V10H203ZM217 8H218V7H217ZM226 8H227V6H226ZM231 8H232V7H231ZM1 9H2V8H1ZM1 9H0V10H1ZM3 9H4V8H3ZM3 9H2V10H3ZM8 9L6 10V7H5V10H6V11H8ZM55 9H56V7H55ZM55 9H52V11L55 10ZM58 9H57V10H58ZM76 9H77V8H75V10H76ZM78 9H79V7H78ZM110 9H109V10H110ZM155 9H156V8H155ZM192 9H191V11H192ZM199 9H200V8H199ZM210 9H211V8H210ZM213 9H214V7H213ZM215 9H216V8H215ZM241 9H242V8H241ZM256 9H257V8H256ZM12 10L9 11V14H11L10 12H12ZM32 10H34V9H32ZM32 10H31V11H32ZM35 10H34V11H35ZM57 10L55 11V12H57V13H54V12H51V9H50V15L48 14L49 16H47V14H46L47 17H44L43 20H45L46 22H48V21L50 22V21H51L50 18H52L51 13H54V15H53V14H52V15H53V18H54L55 21L59 20V21H58L59 24H62V25H63V24H66L65 22H64V23H63L62 21H61L62 23L60 22V18H61V17H60L59 15H60V13H62L63 11H61V12L59 13V12H58L59 10H58V11H57ZM79 10H80V9H79ZM93 10H92V13L94 12ZM103 10H106V11L103 12ZM117 10H118V13H116ZM131 10H132V8H131ZM135 10H136V9H135ZM138 10H139V9H138ZM159 10H160V8H159ZM162 10H163V8H162ZM175 10H177V8H175ZM205 10H206V9H205ZM207 10H208V9H207ZM207 10H206V11H207ZM211 10H212V9H211ZM211 10H210V11H211ZM218 10H219V8H218ZM263 10H264V9H263ZM3 11H4V10H3ZM13 11H14V10H13ZM20 11L18 10L17 13H16V11H15V14H17L18 17H19ZM45 11H44L43 13H45ZM72 11H73V10H71L70 14H69V12H68V14L70 15L69 18H71V15H74V13H76V15H77V12H76V11H75L74 13H72ZM90 11H91V10H90ZM113 11H114V12H113ZM115 11H116V12H115ZM120 11L122 12L123 10H120ZM132 11H133V10H132ZM141 11H142V10H141ZM147 11H148V10H147ZM172 11H173V10H172ZM180 11H181V9H180ZM186 11H188V10H186ZM191 11H190V14H191ZM249 11H250V10H249ZM249 11H248V12H249ZM0 12H1V11H0ZM4 12H5V11H4ZM4 12H3V13L1 12V13H2L4 16H6V15H5L6 13H4ZM18 12H19V14H18ZM79 12H81V11H79ZM79 12H78V13H79ZM86 12L84 11V13H86ZM97 12H94L93 15H95V13L98 14ZM148 12H149V11H148ZM158 12H159V11H158ZM162 12H163V11H162ZM170 12H171V11H170ZM196 12H197V11H196ZM203 12H204V11H203ZM208 12H209V11H207V13H208ZM216 12H218V11H216ZM230 12H231V11H230ZM257 12H258V11H257ZM262 12H263V11H262ZM12 13H13V12H12ZM32 13H33V11H32ZM58 13H59V14H58ZM114 13L117 15V17L113 15ZM122 13H123V12H122ZM124 13H127V15H130L131 11H130V12H129V11H128V12L125 11ZM128 13H129V14H128ZM151 13H152V12H151ZM154 13H155V10H154ZM166 13H167V12H166ZM171 13H172V12H171ZM194 13H195V12H194ZM199 13H200V12H199ZM199 13H198V14H199ZM236 13H237V12H236ZM2 14H0V15H2ZM21 14H23V13H21ZM24 14H25V12H24ZM26 14H27V13H26ZM26 14H25V15H26ZM30 14H31V13H30ZM35 14H36V11H35ZM35 14H33L32 16H34V17H36V18L39 17L38 14H36V15H35ZM55 14H56V15L58 14V15H57V16H58V19H55V18L57 17V16H55ZM64 14H65V13H64ZM79 14H80V17H82L83 11H82V14H81V13H79ZM90 14H91V13H90ZM90 14H89V15H90ZM104 14H105V13H104ZM131 14H132V16H133V13H131ZM136 14H137V11H136ZM139 14H140V13H139ZM158 14H161V13L159 12V13H157L156 15H158ZM162 14H163V13H162ZM169 14H170V13H169ZM169 14H167V16H169ZM209 14H210V13H209ZM216 14H217V13H216ZM246 14H247V13H246ZM25 15H20V17H21V16L24 17ZM28 15H29V13H28ZM28 15H27V16H28ZM37 15H38V16H37ZM76 15H74V16H76ZM89 15H88V16H89ZM91 15H92V14H91ZM91 15H90V16H91ZM93 15H92V16H93ZM101 15H95L96 18L93 17L94 20L97 19V18H100L99 20H103V19H101V17H102ZM123 15H125V14H123ZM205 15H206V13H205ZM218 15H219V13H218ZM221 15H222V13H221ZM12 16H13V15L11 14L10 17H12ZM15 16H16V15H14L13 18H16ZM27 16H25V17H27ZM32 16H28L27 18H29V17L32 18ZM50 16H51V17H50ZM61 16H64V15L61 14ZM66 16H68V15L66 14ZM74 16H72V18L75 19ZM83 16H85V18L83 17L84 19H86V17H88V16H86L85 14H84ZM92 16H91V17H92ZM100 16H101V17H100ZM113 16H114V18H113ZM120 16H122V14H120ZM141 16H142V15H141ZM146 16H147V15H146ZM154 16H155V15H154ZM164 16H165V15H164ZM197 16H198V15H197ZM209 16H212V15H209ZM263 16H264V15H263ZM6 17H7V18H10V17H8V16H6ZM6 17H5V19H6ZM25 17H24V18H25ZM40 17L37 18V19H38V21H36V24H37V25L35 24V22H31V23H34V24L36 25V27L40 24V22H44V24H46L45 21H40V19H41ZM48 17H50V18L48 19ZM59 17H60V18H59ZM64 17H65V16H64ZM64 17H63L61 20L64 21ZM76 17H77V16H76ZM80 17H79V19L81 20ZM124 17L126 18L127 16H124ZM124 17H123V18H124ZM137 17H138V16H137ZM158 17H159V16H158ZM174 17H176V16L174 15ZM174 17H171V18H174ZM236 17H238V16H236ZM242 17H243V16H242ZM261 17H262V16H261ZM31 18H30V19H31ZM36 18H33V19H36ZM69 18L66 17L67 20H68ZM72 18H71V19H72ZM83 18H82V19H83ZM88 18H90V17H88ZM88 18L86 19L87 21L85 20V21H86V22H85L86 24H87V22H88ZM123 18H122V20H123ZM125 18H124V20L126 21ZM138 18H139V17H138ZM148 18H149V17H148ZM162 18H163V17H162ZM165 18H166V17H165ZM189 18H190V17H189ZM196 18H197V17H196ZM205 18H207V17H205ZM226 18H228V17H226ZM231 18H232V17H231ZM252 18H253V17H252ZM259 18H260V17H259ZM263 18H264V17H263ZM0 19H1V17H0ZM3 19H4V18H3ZM5 19H4V20H5ZM17 19H18V18H17ZM20 19H22V18H20ZM30 19H29V20H30ZM37 19H36V20H37ZM46 19H47L48 21H47ZM76 19H78V17H77ZM108 19H107V20H108ZM155 19H156V18H155ZM223 19H224V16H223ZM247 19H248V18H247ZM9 20H10V19H8V23H9ZM23 20L26 21L27 19H23ZM23 20H22V21H23ZM29 20H27L26 22L28 23ZM41 20H42V19H41ZM52 20H53V19H52ZM54 20L52 21L53 23H54ZM91 20H93V19L90 18V20H89V22H88V24L90 23L91 25H88V24H87V25H88V26H87V25H84V23H82L83 26L81 25V27H85V26H86V28L88 29V31H87V29L83 28V29L86 31V34L83 33V32H84L83 29H81V30H82L81 33H80V30H78V29H80V28H79V26H80V22H78V21H76V20H73V21H72V24H73V22H78V24H79V26H77L78 24L76 25V27L78 28V29L76 28V31L78 30L77 32H74V29H75V26H74V25H75V24L72 25L73 28H74V29H73V32L75 33V35L73 36V38L77 35L76 33L79 32L80 35L78 34V36H81L82 33H83V35H86V37L83 38L84 41H85V39L88 38V35H89V36H92V34H94V32H96V29H98L97 32H98L99 34H100V33H102V34H100L101 36L99 35V37H98V36L96 35V34H98V33H95V34H94L95 36L93 35L94 38H95L96 36L98 37V38L96 37L97 39L102 38V35H103V32H102V31H104V26L107 25V24L104 25L102 21H99V20L97 19L98 23H99V22H102V23H100L101 26H102V30H101L100 27H97V25H99V24H96L97 21L95 20V21H96V23H95V21H92V22H91ZM127 20L130 21V24H131V19L129 20V17L127 18ZM138 20H139V19H138ZM158 20H161V19H158ZM165 20H166V19H165ZM171 20H172V19H171ZM183 20H184V19H183ZM211 20H212V19H211ZM226 20H227V19H226ZM229 20H230V19H229ZM1 21H2V20H0V23H1V25H2V22H1ZM6 21H7V19H6ZM65 21H66V20H65ZM125 21H124V22H125ZM172 21H173V20H172ZM176 21H177V20H176ZM184 21H185V20H184ZM240 21H241V20H240ZM247 21H248V20H247ZM247 21H246V22H247ZM250 21H251V20H250ZM263 21H264V20H263ZM3 22H4V21H3ZM15 22H16V21H15ZM15 22H12V20H11V24H10V25H12V24L15 23ZM37 22H38V23H37ZM58 22H57V23L55 22L56 25H55V24H52L53 28H54V25L57 26ZM68 22H70L69 24L71 25V21H68ZM68 22H67V24H68ZM83 22H84V21H83ZM93 22H94V23H93ZM109 22H110V21H109ZM120 22L122 23V21H120ZM120 22H119V23H120ZM146 22H147V21H146ZM148 22H149V20H148ZM148 22H147V23H148ZM151 22H152V20H151ZM155 22H156V20H155ZM157 22H158V21H157ZM163 22H164V21H163ZM167 22H168V21H167ZM178 22H179V21H178ZM182 22H183V21H182ZM182 22H181V23H182ZM185 22H186V21H185ZM206 22H207V21H206ZM228 22H229V21H228ZM251 22H252V21H251ZM253 22H254V21H253ZM24 23H25V22H24ZM106 23H108V21H106ZM110 23H112V22H110ZM110 23H108V24H110ZM136 23H137V22H136ZM143 23H144V22H143ZM203 23H204V22H203ZM214 23H215V22H214ZM223 23H224V22H223ZM223 23H222V25H223ZM249 23H250V22H249ZM256 23H257V22H256ZM20 24H21V22H20ZM41 24L44 26L43 23H41ZM41 24H40V25H41ZM50 24H51V22H50ZM59 24H58V26H60V27H62V28H60V27H58V26L56 27V30H57L56 33H57V34H58V32H59V31H58L59 28L62 30L63 27H65V26L67 25V24H66L65 26H62V25H59ZM69 24H68V25H69ZM92 24H93V25H92ZM113 24H114V25H120L119 27H122L121 24H117V23L115 24L114 21H113ZM122 24H123V23H122ZM126 24H127V23H126ZM128 24H129V23H128ZM134 24H135V23H134ZM160 24H161V23H160ZM160 24H159V27H160ZM167 24H168V23H167ZM182 24H183V23H182ZM182 24H181V25H182ZM224 24H225V23H224ZM237 24H238V23H237ZM247 24H248V23H247ZM1 25H0V26H1ZM3 25H5V24L3 23ZM3 25H2V26H3ZM15 25H16V23H15ZM23 25H24V24H22V26H23ZM25 25H26V23H25ZM35 25L32 26V27H34V28L36 29ZM48 25H49L48 23H47V25H45V26L48 27V28H47V30H48L47 32H49V31H50V30H49L50 27H52V26H48ZM114 25L111 24L112 27H113ZM137 25H138V23H137ZM139 25H140V24H139ZM168 25H169V24H168ZM177 25H178V23H177ZM219 25H220V24H219ZM239 25H240V24H239ZM248 25H250V24H248ZM251 25H252V24H251ZM251 25H250V26H251ZM255 25H256V24H255ZM6 26H8V24H6ZM16 26L18 27V25H16ZM19 26H21V25H19ZM43 26H42V27H43ZM92 26H93V27H92ZM129 26H130V25H128L127 27H129ZM151 26H152V25H151ZM166 26H167V25H166ZM198 26H199V25H198ZM213 26H214V25H213ZM240 26H241V25H240ZM258 26H259V24H258ZM3 27H5V26H3ZM11 27H12V28H11ZM11 27H10V28L13 30V28H15V27H14V24H13ZM42 27L40 26V28H39V26H38L37 28L42 29V30L46 28V27H43V28H42ZM88 27H89V28H88ZM90 27H91V28H90ZM95 27H97V28L95 29ZM108 27H109V25H108ZM108 27L105 26V28H108ZM123 27L126 28V26H124V24H123ZM142 27H143V26H142ZM142 27H141V28H142ZM144 27H145V26H144ZM157 27H158V26H157ZM167 27H168V26H167ZM170 27H171V26H170ZM173 27H174V26H173ZM190 27H191V26H190ZM190 27H189V28H190ZM219 27H220V26H219ZM231 27H232V26H231ZM243 27H244V26H243ZM251 27H252V26H251ZM0 28H1V27H0ZM7 28H8V27H7ZM21 28H22V27H21ZM67 28H68V27H67ZM115 28H117V26H116ZM115 28H114V30H115ZM162 28H163V27H162ZM213 28H214V27H213ZM257 28H258V27H257ZM1 29H2V28H1ZM8 29H9V28H8ZM11 29H10V31H12ZM39 29H38V31H41V30H39ZM51 29H52V28H51ZM54 29H55V28H54ZM64 29H66V27H65ZM64 29H63V30H64ZM69 29H72V27H71V28L69 27L68 30H69ZM89 29H90V32H91L92 30H94V31L92 32V34H90ZM99 29L101 30V32L99 31ZM109 29H110V27H109L108 29H105L104 32H107V33L110 32V35H112V34H113V31H112L113 29H110V30H109ZM120 29H121V28H120ZM122 29H123V28H122ZM128 29H129V28H128ZM128 29H127V30H128ZM133 29H134V28H133ZM142 29H143V28H142ZM148 29H149V28H148ZM195 29H196V28H195ZM242 29H243V28H242ZM249 29H251V28L249 27ZM259 29H260V26H259ZM2 30H4V28H3ZM52 30H53V29H52ZM66 30H67V29H66ZM106 30H109V31H106ZM116 30H118V29H116ZM116 30H115V31H116ZM124 30H125V29H124ZM153 30H154V29H153ZM163 30H164V29H163ZM171 30H172V28H171ZM173 30H174V29H173ZM191 30H192V29H191ZM260 30H261V29H260ZM6 31H7V29H6ZM21 31H22V30H21ZM45 31H46V30H45ZM70 31H72V30H69V31L67 32L68 35H70L71 33H73V32H71V33L69 34ZM131 31H132V29H131ZM135 31H136V30H135ZM140 31H142V30H140ZM149 31H150V30H149ZM160 31H161V28H160ZM160 31H159V32H160ZM198 31H199V29H198ZM258 31H259V30H258ZM1 32H2V31H1ZM1 32H0V37L3 38V37L1 36ZM42 32L44 33V31H42ZM53 32H55V31H53ZM53 32L51 31L50 33H53ZM65 32H66V31H65ZM65 32H64V31H61V34L63 35V34H65ZM87 32H89V34H87ZM118 32H119V30H118ZM147 32H148V31H147ZM161 32H162V31H161ZM178 32H179V31H178ZM180 32H181V30H180ZM199 32H201V31H199ZM214 32H215V31H214ZM232 32H233V31H232ZM247 32H248V31H247ZM5 33H6V34H5ZM5 33H4V35H7V32H5ZM36 33H38V32H36ZM59 33H60V32H59ZM111 33H112V34H111ZM128 33H129V30H128ZM135 33H136V32H135ZM143 33H144V32H143ZM151 33H153V32H151ZM155 33H156V32H155ZM162 33H163V32H162ZM251 33H252V32H251ZM53 34H54V33H53ZM53 34H52V35H53ZM114 34H115V33H114ZM124 34H125V33H124ZM148 34H149V32H148ZM164 34H165V33H164ZM170 34H171V33H170ZM179 34H180V33H179ZM183 34H184V33H183ZM192 34H193V33H192ZM195 34H196V33H195ZM198 34H200V33H198ZM253 34H254V33H253ZM253 34H252V35H253ZM260 34H261V33H260ZM62 35H61V36H62ZM68 35H67V36H68ZM72 35H73V34H72ZM105 35H106V36H105ZM108 35H109V33H108ZM110 35H109V36H110ZM115 35H116V34H115ZM126 35L128 36V34H126ZM126 35H124V36H126ZM160 35H161V34H160ZM181 35H182V34H181ZM185 35H186V34H185ZM185 35H184V36H185ZM193 35H194V34H193ZM207 35H208V34H207ZM209 35H210V34H209ZM215 35H216V34H215ZM252 35H251V36H252ZM8 36H9V35H8ZM57 36L59 37L60 35H57ZM103 36L107 37V34H104ZM109 36H108V37H109ZM137 36H138V35H137ZM140 36H141V35H140ZM145 36H146V35H145ZM155 36H156V35H155ZM165 36H166V35H165ZM172 36L174 37L173 33H172ZM188 36H189V35H188ZM190 36H191V35H190ZM196 36H197V34H196ZM211 36H212V35H211ZM242 36H243V35H242ZM244 36H245V35H244ZM263 36H264V35H263ZM263 36H262V38H263ZM54 37H55V35H54ZM54 37H53V39L55 40ZM68 37L71 38L70 36H68ZM68 37H67V38H68ZM81 37H83V36H81ZM105 37H103L102 39H104ZM108 37H107V38H108ZM112 37H113V36H112ZM116 37H117V36H116ZM122 37H123V36H122ZM156 37H157V36H156ZM159 37H160V36H159ZM205 37H206V36H205ZM260 37H261V36H260ZM39 38H40V37H39ZM60 38L64 39V38H66V36H65L64 38H63V36L60 37ZM75 38H76L75 40H76V42H77V41H78V40H77L78 37H75ZM89 38L92 39L93 37H89ZM110 38H111V37H109V40H110ZM113 38H114V37H113ZM119 38H120V37H119ZM119 38L117 37V39H119ZM133 38H134V37H133ZM143 38H144V36H143ZM153 38H154V37H153ZM171 38H172V37H171ZM219 38H220V37H219ZM222 38H223V37H222ZM252 38H253V37H251V39H252ZM41 39H42V38H41ZM130 39H131V37L129 38V40H130ZM178 39H179V38H178ZM178 39H177V40H178ZM201 39H202V38H201ZM214 39H215V38H214ZM28 40H29V39H28ZM65 40H66V39L63 40V44H64V45H65V43H64ZM67 40L69 41V39H67ZM73 40H74V39H73ZM73 40L70 39V45H71V41H73ZM75 40H74V42H75ZM92 40H93V39H92ZM94 40H95V39H94ZM100 40H101V39H100ZM105 40H107V39H105ZM112 40H116V39H112ZM124 40H125V39H124ZM127 40H128V39H127ZM153 40H154V39H153ZM169 40H170V39H169ZM202 40H203V39H202ZM216 40H217V39H216ZM249 40H250V39H249ZM259 40H260V39H259ZM18 41H19V40H18ZM31 41H32V40H31ZM33 41H34V40H33ZM35 41H37V39H36ZM38 41H40V40H38ZM44 41H45V40H44ZM47 41H48V40H47ZM88 41H89V40H87V42H88ZM101 41H103V40H101ZM110 41H111V40H110ZM116 41H117V40H116ZM121 41H122V40H121ZM143 41H144V40H143ZM164 41H165V40H164ZM199 41H200V40H199ZM211 41H212V40H211ZM247 41H248V40H247ZM14 44H15V43H14ZM17 44H18V42H17ZM23 44H24V43H23ZM25 44H26V43H25ZM33 44H34V43H33ZM38 44H40V43H38ZM38 44L36 43V45H38ZM63 44H61V46H64ZM68 44H69V43H68ZM68 44H67V45H68ZM83 44H84V43H83ZM89 44H90V43H89ZM94 44H96V42H95ZM103 44H104V43H103ZM168 44H169V43H168ZM199 44H200V43H199ZM208 44H209V43H208ZM210 44H211V43H210ZM226 44H227V43H226ZM239 44H240V43H239ZM251 44H252V43H251ZM254 44H255V43H254ZM8 45H9V44H8ZM29 45H30V44H29ZM31 45H32V44H31ZM40 45L43 47V48H42V47L40 48V49L43 51V49H44V46H43V45H45V44L42 45V42H41ZM40 45H38V47H40ZM72 45H73V43H72ZM72 45H71V49H72V47L75 46V45H74V46H72ZM76 45H77V44H76ZM79 45H80V43H79ZM86 45H87V43H86ZM86 45H85V46H86ZM100 45H102V43H101ZM104 45H105V44H104ZM107 45H108V44H107V42H106V46H107ZM114 45H115V44H114ZM117 45H118V44H117ZM122 45H123V44H122ZM124 45H125V44H124ZM128 45H129V44H128ZM185 45H186V44H185ZM206 45H207V44H206ZM219 45H220V44H219ZM235 45H236V44H235ZM245 45H246V44H245ZM257 45H258V44H257ZM9 46H11V45H9ZM15 46H16V45H15ZM27 46H28V45H27ZM33 46H34V45H32V47H33ZM82 46H83V45H82V43H81V47H82ZM93 46H95V45H93ZM93 46H92V47H93ZM97 46H98V45H97ZM106 46H105V48H106ZM110 46H112V44H111ZM139 46H140V44H139ZM145 46H146V45H145ZM147 46H148V45H147ZM182 46H183V45H182ZM212 46H213V45H212ZM240 46H241V45H240ZM13 47H14V46H13ZM20 47H21V46H20ZM32 47L30 46V48H32ZM38 47L36 48L37 52H38V50H40V49H38ZM64 47H66V45H65ZM86 47H87V46H86ZM92 47H91L90 50L93 49ZM98 47H99V46H98ZM118 47H120V46H118ZM122 47H123V46H122ZM125 47H126V46H125ZM125 47H124V48H125ZM135 47H136V46H135ZM135 47H134V48H135ZM140 47H141V46H140ZM149 47H150V45H149ZM149 47H148V48H149ZM167 47H168V46H167ZM188 47H189V46H188ZM214 47H215V46H214ZM251 47H252V46H251ZM258 47H259V46H258ZM18 48H19V47H18ZM26 48H28V47H25V50L27 51V50L29 49V50H28L29 52H28V51L26 52V53H28V54H26L25 60H24V58L21 57V59H23L24 61H26V62L29 63V62L32 61V60L30 61V59H33V58H34V61H35L36 57H38V56L40 57V56H41V55H40V54L42 53V52L40 53L41 50L39 51V55H38V53H36V54H37V55H36V54H35V51L33 52V49H35V46L33 47V49H30V48L26 49ZM69 48H70V47H69ZM69 48L67 47L66 49H65V48H63V49H64V50H67V49L69 50ZM74 48H75V47H74ZM74 48H73V49H74ZM77 48H78V46H77ZM79 48H80V46H79ZM83 48H85V47L83 46ZM99 48H103V47H99ZM113 48H114V47H113ZM179 48H180V47H179ZM179 48H178V49H179ZM249 48H250V47H249ZM259 48H260V47H259ZM14 49H15V48H14ZM21 49L24 50L23 47H21ZM71 49H70V50H71ZM73 49H72V51H73ZM85 49H86V48H85ZM87 49H88V48H87ZM94 49H95V47H94ZM96 49H97V47H96ZM142 49H143V47H142ZM189 49H190V48H189ZM4 50H5V49H4ZM7 50H8V48H7ZM25 50H24V51H25ZM31 50H32V51H31ZM74 50H75V49H74ZM79 50H80V49H79ZM82 50H84V49H82ZM82 50H81V52H82ZM102 50L104 51V49H102ZM109 50H110V49H109ZM115 50H116V49H115ZM119 50H121V49H119ZM122 50H123V48H122ZM124 50H125V49H124ZM126 50H128V49H126ZM126 50H125V53H126ZM129 50H130V49H129ZM135 50H137V48H136ZM151 50H153V49H151ZM197 50H198V48H197ZM243 50H244V49H243ZM245 50H246V49H245ZM8 51H12V48H11V50H8ZM8 51H7V53H8ZM84 51H85V50H84ZM93 51H94V50H93ZM96 51H97V50H96ZM113 51H114V50H113ZM140 51H141V50H140ZM149 51H150V50H149ZM160 51H161V50H160ZM191 51H192V50H191ZM193 51H194V50H193ZM209 51H210V50H209ZM212 51H213V50H212ZM246 51H247V50H246ZM252 51H253V50H252ZM261 51H262V50H261ZM12 52H14V51H12ZM20 52H21V51H20ZM65 52H66V51H65ZM86 52H89V51H86ZM91 52H92V51H91ZM91 52H90V53H91ZM100 52H101V50H100ZM100 52H98V53L100 54ZM110 52H111V51H110ZM119 52H120V51H119ZM122 52H123V51H122ZM150 52H151V51H150ZM219 52H220V51H219ZM239 52H240V51H239ZM243 52H244V51H243ZM30 53H32V54H31L32 56H30V57H32V58L29 57L30 59H28L29 61H27L26 58H28V56L30 55ZM75 53H76V52H75ZM77 53H78V52H77ZM93 53H94V52H93ZM95 53H96V52H95ZM95 53H94V54H95ZM127 53H128V51H127ZM197 53H198V52H197ZM197 53H196V54H197ZM199 53H200V52H199ZM245 53H247V52H245ZM255 53H256V52H255ZM0 54H1V53H0ZM8 54H9V53H8ZM10 54H11V53H10ZM21 54H23V52H21ZM33 54H35V56H34ZM72 54H73V53H72ZM106 54H108V53H106ZM106 54H105V55H106ZM231 54H232V52H231ZM3 55H4V54H3ZM60 55H61V54H60ZM70 55H71V54H70ZM80 55L82 56V54H80ZM87 55H88V54H87ZM91 55H93V54L91 53L90 56L88 55L89 57L87 56L88 61H89V58L91 57ZM117 55H118V54H117ZM123 55H124V54H123ZM132 55H133V54H132ZM136 55H137V54H136ZM144 55H145V54H144ZM161 55H162V54H161ZM168 55H169V54H168ZM177 55H178V54H177ZM185 55H186V54H185ZM232 55H233V54H232ZM253 55H254V54H253ZM260 55H261V54H260ZM262 55H263V54H262ZM57 56H59V54H58ZM73 56H74V55H73ZM77 56H78V55H77ZM100 56H101V54H100ZM107 56H108V55H107ZM115 56H116V55H115ZM126 56H127V55H126ZM128 56H129V53H128ZM133 56H134V55H133ZM159 56H160V55H159ZM222 56H223V55H222ZM239 56H240V55H239ZM256 56H257V55H256ZM258 56H259V55H258ZM3 57H5V56H3ZM7 57L10 58L9 55H8ZM18 57H19V59H20V56H18ZM23 57H24V56H23ZM62 57H63V56H62ZM68 57H70V56L68 55ZM96 57H98V56H97V53H96ZM104 57H105V56H103V58H102L103 60L101 59L102 61H104ZM112 57H113V56H112ZM149 57H150V56H149ZM201 57H202V56H201ZM206 57H207V56H206ZM247 57H248V56H247ZM0 58H1V57H0ZM56 58H57V57H56ZM78 58H79V57H78ZM84 58H85V57H84ZM100 58H101V57H100ZM130 58H131V57H130ZM159 58H160V57H159ZM161 58H163V57H161ZM187 58H188V57H187ZM232 58H233V57H232ZM239 58H240V57H239ZM256 58H257V57H256ZM263 58H264V57H263ZM1 59H2V58H1ZM6 59H7V58H6ZM6 59H5V60H6ZM63 59H64V58H63ZM68 59H69V58H68ZM68 59H67V60H68ZM79 59H81V58H79ZM79 59H78V60H79ZM93 59H96V58L93 57ZM93 59H92V60H93ZM121 59H122V58H121ZM173 59H174V58H173ZM209 59H210V58H209ZM228 59H229V58H228ZM248 59H249V58H248ZM258 59H259V58H258ZM5 60L2 59V60H0V61H1V62H2V61L4 62ZM7 60H8V59H7ZM7 60H6V61H7ZM17 60H18V59H17ZM81 60H82V59H81ZM81 60H80V61H81ZM84 60L86 61L87 59H84ZM90 60H91V58H90ZM133 60H134V59H133ZM135 60H136V59H135ZM160 60H161V59H160ZM166 60H167V59H166ZM199 60H200V59H199ZM199 60H198V61H199ZM217 60H218V59H217ZM241 60H242V58H241ZM262 60H263V59H262ZM13 61L15 62V60H13ZM24 61H22V62H24ZM34 61H32V63H33ZM36 61H37V60H36ZM61 61H62V60H61ZM69 61H71V60H69ZM88 61H87V62H88ZM97 61H98V59H97ZM106 61H107V59H106ZM136 61H137V60H136ZM139 61H140V60H139ZM187 61H188V60H187ZM192 61H193V60H192ZM228 61H229V60H228ZM257 61H258V60H257ZM10 62H11V59H10V61H7V64H9ZM16 62H18V63H19V66H21L22 68L27 64L28 66L26 65V66H25L26 68H24V69H27V67H30L28 63H25V62H24V63H20V60H19V61H16ZM59 62H60V61H59ZM67 62H68V61H67ZM76 62H77V61H76ZM76 62H75V63L72 62V63H74L75 65H77L78 62H77V64H76ZM82 62H83V61H82ZM91 62H92V61H91ZM104 62H105V61H104ZM153 62H154V61H153ZM168 62H170V61H168ZM205 62H206V61H205ZM247 62H248V61H247ZM250 62H251V61H250ZM258 62H259V61H258ZM258 62H256V63H258ZM5 63H6V62H5ZM11 63H12V62H11ZM11 63H10V64H11ZM18 63H16V64L18 65ZM32 63H30V64H32ZM64 63H65V62H64ZM80 63H81V62H80ZM88 63H89V62H88ZM101 63H103V62H101ZM136 63H137V62H136ZM156 63H157V62H156ZM191 63H192V62H191ZM211 63H213V62H211ZM219 63H220V62H219ZM20 64H21V65H20ZM23 64H24V66H23ZM57 64H58V63H57ZM67 64H69V63H67ZM70 64H71V63H70ZM82 64H83V63H82ZM86 64H87V63H86ZM91 64H92V63H91ZM91 64H90V66H92ZM93 64H94V63H93ZM97 64H98V63H97ZM105 64H108V62L105 63ZM115 64H116V63H115ZM132 64H133V63H132ZM152 64H153V63H152ZM164 64H165V63H164ZM189 64H190V63H189ZM203 64H204V62H203ZM250 64H251V63H250ZM263 64H264V62H263ZM0 65H1V64H0ZM5 65H6V64H5ZM32 65H33V64H32ZM99 65H100V64H99ZM101 65H103V64H101ZM111 65H112V64H111ZM193 65H195V64L193 63ZM244 65H245V64H244ZM67 66H68V65H67ZM67 66H66V67H67ZM84 66H85V65H83L82 67H84ZM108 66H109V65H108ZM119 66H120V65H119ZM155 66H157V65H155ZM155 66H154V67H155ZM187 66H188V65H187ZM219 66H220V65H219ZM6 67H7V66H6ZM6 67H4V68H6ZM16 67H17V66H16ZM64 67H65V66H64ZM70 67H71V66H70ZM70 67H69V68H70ZM92 67H93V66H92ZM103 67H104V66H102V68H103ZM106 67H107V66H106ZM106 67H105V68H106ZM120 67H121V66H120ZM151 67H152V65H151ZM179 67H180V66H179ZM185 67H186V66H185ZM241 67H242V66H241ZM254 67H255V66H254ZM256 67H257V66H256ZM263 67H264V66H263ZM2 68H3V67H2ZM4 68H3V69H4ZM8 68H9V67H8ZM71 68H72V67H71ZM74 68H75V67H74ZM76 68H77V67H76ZM99 68H100V67H99ZM109 68H112V67H109ZM126 68H127V67H126ZM187 68H188V67H187ZM189 68H190V67H189ZM193 68H195V67H193ZM207 68H208V67H207ZM219 68H220V67H219ZM221 68H222V67H221ZM257 68H258V67H257ZM3 69H1L0 72L5 71V70H3ZM43 69H44V68H43ZM52 69H53V68H52ZM58 69H59V68H58ZM60 69H62V68H60ZM78 69H79V67H78ZM91 69H92V68H91ZM114 69H115V68H114ZM124 69H125V68H124ZM131 69H132V68H131ZM152 69H153V68H152ZM185 69H186V68H185ZM199 69H200V68H199ZM65 70H66V69H65ZM70 70H71V69H70ZM81 70H82V69H81ZM85 70H87V69H85ZM95 70H96V68H95ZM112 70H113V69H112ZM135 70H136V69H135ZM200 70H201V69H200ZM207 70H208V69H207ZM257 70H258V69H257ZM263 70H264V68H263ZM45 71H46V70H45ZM77 71H79V70H77ZM91 71H92V70H90V73H92ZM102 71H103V70H102ZM102 71H101V72H102ZM118 71H119V70H118ZM120 71H121V70H120ZM122 71H123V70H122ZM125 71H126V70H125ZM152 71H153V70H152ZM188 71H190V70H188ZM221 71H222V70H221ZM239 71H240V70H239ZM10 72H11V71H10ZM68 72H69V70H68ZM71 72H72V71H71ZM86 72H87V71H86ZM95 72H96V71H95ZM97 72H98V71H97ZM103 72H105V69H104ZM108 72H109V71H108ZM112 72H113V71H112ZM114 72H115V71H114ZM141 72H142V71H141ZM155 72H156V71H155ZM158 72H159V71H158ZM160 72H161V71H160ZM197 72H198V71H197ZM219 72H220V71H219ZM229 72H230V71H229ZM240 72H241V71H240ZM246 72H247V71H246ZM252 72H253V71H252ZM254 72H255V71H254ZM259 72H260V71H259ZM3 73H4V72H3ZM50 73H51V71H50ZM54 73H55V72H54ZM61 73H62V72H61ZM78 73H79V72H78ZM81 73L83 74L82 71H81ZM87 73H88V72H87ZM93 73H94V72H93ZM99 73H100V72H99ZM110 73H111V72H110ZM118 73H120V72H118ZM143 73H144V72H143ZM192 73H193V72H192ZM192 73H191V74H192ZM194 73H195V69H194ZM194 73H193V74H194ZM222 73H223V72H222ZM261 73H263V71H262ZM65 74H67V72H65ZM124 74H125V72H124ZM124 74H123V75H124ZM128 74H129V73H128ZM128 74H127V75H128ZM189 74H190V72H189ZM204 74H205V73H204ZM219 74H220V73H219ZM255 74H256V73H254V75H255ZM73 75H74V74H73ZM91 75H93V74H91ZM102 75H103V74H102ZM109 75H110V74H109ZM118 75H119V74H118ZM129 75H130V74H129ZM234 75H235V74H234ZM252 75H253V74H252ZM257 75H258V74H257ZM261 75H262V74H261ZM261 75H260V76H261ZM0 76L2 77L3 74L0 75ZM9 76H10V75H9ZM11 76H12V75H11ZM38 76H39V75H38ZM71 76H72V74H71ZM76 76H78V75L76 74ZM88 76H89V74H88ZM110 76H111V75H110ZM113 76H114V75H113ZM186 76H187V75L185 74V77H186ZM1 77H0V84L3 85V86H5L6 83L8 82V80H6L7 82H5L4 80L1 81ZM14 77H15V75H14ZM34 77H35V76H34ZM46 77H48V75H47ZM72 77H73V76H72ZM82 77H83V76H82ZM95 77H96V76H95ZM103 77H104V76H103ZM115 77H116V76H115ZM125 77H126V76H124V78H125ZM133 77H134V76H133ZM191 77H192V76H191ZM4 78H5V77H4ZM4 78H3V79H4ZM6 78H7V77H6ZM50 78H51V77H49L48 79H50ZM88 78H89V77H88ZM88 78H86V79H88ZM93 78H94V75H93ZM105 78H106V77H105ZM107 78H108V77H107ZM127 78H129V77H127ZM154 78H155V77H154ZM164 78H165V77H164ZM182 78H183V77H182ZM187 78H188V77H187ZM187 78H186V80H187ZM193 78H194V77H193ZM196 78H198V77H196ZM230 78H231V77H230ZM27 79H28V78H27ZM45 79H46V78H45ZM55 79H57V78H55ZM72 79H73V78H72ZM80 79H81V78H80ZM91 79H92V78H91ZM114 79H115V78H114ZM141 79H142V78H141ZM161 79H162V78H161ZM200 79H201V78H200ZM206 79H207V78H206ZM248 79H249V78H248ZM250 79H251V78H250ZM257 79H258V78H257ZM52 80H53V79H52ZM77 80H78V79H77ZM83 80H84V79H83ZM94 80H95V79H94ZM105 80H106V79H105ZM139 80H140V79H139ZM188 80H189V79H188ZM208 80H209V79H208ZM213 80H214V79H213ZM263 80H264V79H263ZM3 81H4L5 83H3ZM46 81H47V80H46ZM55 81H56V80H55ZM55 81H53V83H54ZM74 81H75V80H74ZM86 81H87V80H86ZM116 81H121V80H116ZM116 81H115V82H116ZM122 81H123V80H122ZM124 81H125V79H124ZM180 81H181V80H180ZM194 81H195V78H194ZM256 81H257V80H256ZM1 82H2V83H1ZM12 82H13V81H12ZM20 82H21V81H20ZM42 82H43V81H42ZM42 82H41V85H42ZM47 82H48V81H47ZM50 82H51V81H50ZM59 82H60V81H59ZM59 82H58V83H59ZM66 82H67V81H66ZM77 82H78V81H77ZM80 82H81V81H80ZM80 82H78V83H80ZM84 82H85V81H84ZM108 82H109V81H108ZM139 82H140V81H139ZM157 82H158V81H157ZM163 82H164V81H163ZM182 82H183V81H182ZM242 82H243V81H242ZM257 82H258V81H257ZM74 83H75V82H74ZM126 83H127V82H126ZM126 83H124V84H126ZM168 83H169V82H168ZM192 83H193V82H192ZM214 83H215V82H214ZM245 83H246V81H245ZM8 84H10V83L8 82ZM44 84H45V82H44ZM55 84H56V83H55ZM86 84H87V83H86ZM117 84H118V83H117ZM119 84H120V83H119ZM121 84H122V83H121ZM131 84H132V83H131ZM156 84H157V83H156ZM160 84H161V82H160ZM185 84H186V83H185ZM189 84H190V82H189ZM198 84H199V83H198ZM212 84H213V82H212ZM253 84H254V83H253ZM1 85H0V86H1ZM12 85H13V84H12ZM46 85H47V84H46ZM167 85H168V84H167ZM178 85H179V84H178ZM187 85H188V83H187ZM190 85H191V84H190ZM193 85H194V84H193ZM205 85H206V84H205ZM222 85H223V84H222ZM242 85H243V84H242ZM256 85H259V84H256ZM3 86H2V87H3ZM33 86H34V84H33ZM35 86H36V85H35ZM59 86H60V85H59ZM62 86H63V85H62ZM87 86H88V85H87ZM126 86H127V85H126ZM150 86H151V85H150ZM153 86H154V85H153ZM181 86H182V85H181ZM184 86H185V85H184ZM195 86H196V85H195ZM199 86H200V85H199ZM253 86H254V85H253ZM14 87H15V85H14ZM43 87H44V86H43ZM53 87H54V86H53ZM57 87H58V86H57ZM67 87H68V86H67ZM122 87H123V86H122ZM122 87H120V88L122 89ZM128 87H130V86L128 85ZM167 87H168V86H167ZM173 87H174V86H173ZM217 87H218V86H217ZM227 87H228V86H227ZM249 87H250V86H249ZM124 88H125V86H124ZM124 88H123V90H124ZM161 88H162V87H161ZM161 88H158V89H161ZM179 88H180V87H179ZM183 88H184V87H183ZM190 88H191V86H190ZM206 88H207V87H206ZM241 88H242V87H241ZM250 88H251V87H250ZM250 88H249V89H250ZM3 89L5 90V88H3ZM52 89H54V88H52ZM63 89H64V88H63ZM65 89H67V88H65ZM72 89H73V88H72ZM72 89H71V90H72ZM77 89H78V88H77ZM108 89H109V88H108ZM185 89H186V88H185ZM191 89H192V88H191ZM257 89H258V88H257ZM260 89H261V88H260ZM8 90H9V89H8ZM109 90H110V89H109ZM116 90H117V89H116ZM119 90H120V89H119ZM128 90H130V89H128ZM172 90H173V89H172ZM181 90H182V89H181ZM189 90H190V89H189ZM198 90H199V89H198ZM38 91H39V90H38ZM46 91H47V90H46ZM49 91H50V89H49ZM51 91H52V90H51ZM69 91H70V89H69ZM93 91H94V90H93ZM225 91H226V90H225ZM242 91H244V90H242ZM250 91H251V90H250ZM43 92L46 93L45 91H43ZM62 92H63V91L61 90V93H62ZM103 92H104V91H103ZM115 92H116V91H115ZM121 92H122V91H121ZM172 92H173V91H172ZM197 92H198V91H197ZM257 92H258V91H257ZM263 92H264V90H263ZM263 92H262V93H263ZM9 93H10V92H9ZM32 93H33V91H32ZM69 93H71V92H69ZM69 93H68V94H69ZM77 93H78V92H77ZM159 93H160V92H159ZM164 93H165V92H164ZM176 93H177V92H176ZM182 93H183V92H182ZM26 94H27V93H26ZM34 94H35V93H34ZM71 94H72V93H71ZM74 94H75V92H74ZM74 94H73V97H75ZM95 94H96V93H95ZM114 94L116 95L117 93H114ZM118 94H119V92H118ZM118 94H117V95H118ZM202 94H203V93H202ZM2 95H3V94H2ZM7 95H8V94H7ZM7 95H6V96H7ZM15 95H16V94H15ZM29 95H30V94H29ZM37 95H38V94H37ZM37 95H36V96H37ZM39 95H40V94H39ZM81 95H82V93H81ZM85 95H86V94H85ZM85 95H84V96H85ZM187 95H188V94H187ZM218 95H219V94H218ZM248 95H249V94H248ZM12 96H13V95H12ZM34 96H35V95H34ZM52 96H53V95H52ZM58 96H61V95L58 94ZM84 96H82V97H84ZM122 96H123V95H122ZM122 96H121V98H122ZM237 96H238V95H237ZM0 97H1V96H0ZM27 97H28V96H26V98H27ZM31 97H33V96H31ZM31 97H30V98H31ZM54 97H56V96H54ZM54 97H53V98H54ZM77 97H78V96H77ZM124 97H125V96H124ZM128 97H129V96H128ZM196 97H197V96H196ZM214 97H215V96H214ZM245 97H246V96H245ZM260 97H261V95H260ZM9 98H10V97H9ZM41 98H43V95H42ZM53 98H51V99H53ZM68 98H69V97H68ZM68 98H67V99H68ZM70 98H71V96H70ZM94 98H95V97H94ZM101 98H102V97H101ZM118 98H119V97H118ZM191 98H192V97H191ZM193 98H194V97H193ZM200 98H201V97H200ZM237 98H238V97H237ZM247 98H248V97H247ZM10 99H11V98H10ZM10 99H9V100H10ZM24 99H25V97H24ZM39 99H40V98H39ZM47 99H48V98H47ZM65 99H66V98H65ZM67 99H66V100H67ZM84 99H85V97H84ZM96 99H97V97H96ZM126 99H127V98H126ZM232 99H233V98H232ZM3 100H4V98H3ZM6 100H7V99H6ZM9 100H8V101H9ZM12 100H13V99H12ZM15 100H17V99H15ZM28 100H29V99H28ZM28 100H27V101H28ZM31 100H32V99H31ZM43 100H44V99H43ZM79 100H80V99H79ZM115 100H116V98H115ZM124 100H125V99H124ZM190 100H191V99H190ZM216 100H217V99H216ZM4 101H5V100H4ZM4 101H3V102H4ZM35 101H36V100H35ZM47 101H48V100H47ZM51 101H52V100H51ZM125 101H126V100H125ZM182 101H183V100H182ZM249 101H250V100H249ZM260 101H261V100H260ZM263 101H264V100H263ZM1 102H2V101H0V103H1ZM3 102H2V103H3ZM55 102H56V101H55ZM60 102H61V101H60ZM68 102H69V101H68ZM86 102H87V99H86ZM94 102H95V101H94ZM99 102H100V101H99ZM101 102H102V101H101ZM261 102H262V101H261ZM261 102H260V103H261ZM9 103H10V102H9ZM26 103L28 104V102H26ZM29 103H30V102H29ZM32 103H33V102H32ZM32 103H31V104H32ZM36 103H37V102H36ZM53 103H54V102H53ZM126 103H127V102H126ZM180 103H181V102H180ZM257 103H258V102H257ZM4 104L6 105L7 103H4ZM10 104H11V103H10ZM21 104H23V103L21 102ZM27 104H26V105H27ZM83 104H84V102H83ZM85 104H86V103H85ZM120 104H121V103H120ZM243 104H244V103H243ZM250 104H251V103H250ZM2 105H3V104H2ZM7 105H8V104H7ZM14 105H15V103H14ZM16 105H17V104H16ZM26 105H25V106H26ZM43 105H44V104H43ZM43 105H42V106H43ZM46 105H47V104H46ZM66 105H67V104H66ZM73 105H74V104H73ZM76 105H77V104H76ZM80 105H81V104H80ZM89 105H90V104H89ZM125 105H126V104H125ZM125 105L123 104V106H125ZM202 105H203V104H202ZM209 105H210V104H209ZM239 105H240V104H239ZM31 106H33V105H31ZM36 106H37V104H36ZM39 106H40V105H39ZM52 106H53V104H52ZM58 106H60V105H58ZM109 106H110V105H109ZM120 106H121V105H120ZM127 106H129V104H128ZM127 106H126V107H127ZM179 106H180V105H179ZM191 106H192V105H191ZM195 106H196V105H195ZM245 106H246V105H245ZM251 106H252V105H251ZM4 107H5V106H4ZM17 107H19V106H17ZM22 107H24V106H22ZM29 107H30V104H29ZM55 107H56V106H55ZM55 107H54V108H55ZM61 107H62V105H61ZM61 107H60V108H61ZM63 107H64V106H63ZM69 107H70V106H69ZM69 107H68V108H69ZM74 107H75V106H73V108H74ZM86 107H88V106H86ZM185 107H186V106H185ZM2 108H3V107H2ZM2 108H1V109H2ZM12 108H13V106H12ZM27 108H28V107H27ZM37 108H38V107H37ZM50 108H51V106H50ZM64 108H66V106H65ZM77 108H78V107H77ZM119 108H120V107H119ZM127 108H128V107H127ZM129 108H130V107H129ZM203 108H204V107H203ZM233 108H234V107H233ZM243 108H244V107H243ZM16 109H17V108H15V110H16ZM20 109H21V108H20ZM23 109H24V108H23ZM25 109H26V108H25ZM33 109H34V108H33ZM70 109H71V108H70ZM177 109H178V108H177ZM183 109H184V108H183ZM3 110H4V111H7V109H3ZM8 110H9V109H8ZM28 110H29V109H28ZM28 110H27V112H29ZM38 110H41V109H38ZM42 110H43V109H42ZM55 110H56V109H55ZM59 110H60V109H59ZM67 110H68V109H67ZM67 110H66V112H67ZM78 110H79V109H78ZM80 110H82V108H81ZM83 110H84V109H83ZM90 110H91V109H90ZM124 110H125V109H124ZM11 111L13 112L12 109H11ZM19 111H20V110H19ZM23 111H24V110H23ZM35 111H36V110H35ZM35 111H34V112H35ZM43 111H44V110H43ZM49 111H50V110H49ZM49 111H48V112H49ZM52 111H53V110H52ZM62 111H63V110H62ZM76 111H77V110H76ZM129 111H130V110H129ZM129 111H128V112H129ZM131 111H132V110H131ZM225 111H226V110H225ZM233 111H234V110H233ZM256 111H257V110H256ZM25 112H26V111H25ZM32 112H33V111H32ZM32 112H31V113H32ZM64 112H65V111H64ZM72 112H75V111H72ZM79 112H80V111H79ZM3 113H4V112H3ZM5 113H6V112H5ZM8 113H9V112H8ZM17 113H18V112H17ZM23 113H24V112H23ZM38 113H40V112L38 111ZM46 113H47V112H46ZM50 113H51V112H50ZM54 113H56V112H54ZM67 113L69 114L70 112H67ZM172 113H173V112H172ZM178 113H179V112H178ZM232 113H233V112H232ZM256 113H257V112H256ZM258 113H259V112H258ZM9 114H10V113H9ZM13 114H14V113H13ZM24 114H25V113H24ZM26 114H27V113H26ZM29 114H30V113H29ZM43 114H44V112H43ZM65 114H66V113H65ZM75 114H76V112H75ZM75 114H74V115H75ZM97 114H98V113H97ZM99 114H100V113H99ZM193 114H194V113H193ZM4 115H5V114H4ZM34 115H35V114H34ZM41 115H42V114H41ZM41 115H40V116H41ZM27 116H28V115H27ZM43 116H44V115H43ZM50 116H52V115H50ZM50 116H49V117H50ZM105 116H106V115H105ZM130 116H131V115H130ZM137 116H138V115H137ZM5 117H6V116H5ZM23 117H25V116H23ZM33 117H34V116H33ZM36 117H37V116H36ZM53 117H54V116H53ZM58 117H59V116H58ZM66 117H67V116H66ZM66 117H65V118H66ZM67 118H69V117H67ZM96 118H97V117H96ZM19 119H20V118H19ZM44 119H45V118H44ZM53 119H54V118H53ZM55 119H56V118H55ZM58 119H59V118H58ZM61 119H62V118H61ZM70 119H71V118H70ZM9 120H10V119H9ZM16 120H17V119H16ZM24 120H25V119H24ZM34 120H35V118H34ZM124 120H125V119H124ZM17 121H18V120H17ZM17 121H16V122H17ZM19 121H20V120H19ZM21 121H22V124L26 123V122L23 123V120H21ZM36 121H37V120H36ZM16 122H15V123H16ZM44 122H46V121H44ZM47 122H48V121H47ZM54 122H55V121H54ZM19 123L21 124V122H19ZM32 123H34V122H32ZM62 123H63V122H62ZM66 123H67V121H66ZM72 123H74V122H72ZM130 123H131V122H130ZM16 124H17V123H16ZM39 124H40V123H39ZM39 124H38V125H39ZM54 124H55V123H54ZM83 124H84V123H83ZM161 124H162V123H161ZM11 125H12V124H11ZM24 125H25V124H24ZM61 125H62V124H61ZM71 125H72V124H71ZM71 125H70V126H71ZM89 125H90V124H89ZM126 125H127V124H126ZM19 126H20V125H19ZM22 126H23V125H22ZM27 126H29V125H27ZM35 126H36V125H35ZM50 126H51V125H50ZM57 126H58V125H57ZM48 127H49V126H48ZM72 127H73V126H72ZM76 127H78V126H76ZM93 127H94V126H93ZM127 127H128V126H127ZM170 127H171V126H170ZM180 127H181V126H180ZM29 128H30V127H29ZM89 128H90V127H89ZM22 129H24V126H23ZM38 129H39V128H38ZM54 129H55V128H54ZM73 129H74V128H73ZM132 129H133V127H132ZM35 130H36V129H35ZM41 130H42V129H41ZM64 130H65V129H64ZM24 131H25V130H24ZM51 131H52V130H51ZM15 132H16V131H15ZM21 132H22V131H21ZM29 132H30V131H29ZM37 132H38V131H37ZM40 132H41V131H40ZM87 132H88V131H87ZM93 132H94V131H93ZM99 132H100V131H99ZM103 132H104V131H103ZM128 132H129V131H128ZM0 133H1V132H0ZM22 133H23V132H22ZM22 133H21V134H22ZM50 133H51V132H50ZM50 133H49V134H50ZM55 133H57V132H55ZM58 133H59V132H58ZM61 133H62V132H61ZM134 133H135V132H134ZM17 134H18V133H17ZM21 134H20V135H21ZM26 134H27V133H26ZM26 134H25V135H26ZM33 134H35V133H33ZM40 134H41V133H40ZM45 134H46V132H45ZM102 134H103V133H102ZM132 134H133V133H132ZM6 135H7V134H6ZM22 135H23V134H22ZM56 135H57V134H56ZM82 135H83V134H82ZM32 136H33V135H32ZM35 136H36V135H35ZM38 136H39V135H38ZM86 136H87V135H86ZM4 137H5V136H4ZM17 137H18V136H17ZM21 137H22V136H21ZM41 137H42V135H41ZM45 137H46V136H45ZM87 137H88V136H87ZM18 138H20V137H18ZM23 138H24V137H23ZM29 138H30V137H29ZM32 138H35V137H32ZM50 138H51V137H50ZM54 138H55V137H54ZM69 138H70V137H69ZM81 138H82V136H81ZM93 138H94V137H93ZM24 139H26V138H24ZM27 139H28V138H27ZM27 139H26V141H27ZM90 139H91V138H90ZM96 139H97V138H96ZM96 139H95V140H96ZM35 140H36V139H35ZM38 140H39V139H38ZM41 140H42V139H41ZM44 140H45V139H44ZM44 140H43V141H44ZM132 140H133V139H132ZM31 141H32V140H31ZM70 141H71V140H70ZM116 141H117V139H116ZM18 142H19V141H18ZM18 142H17V143H18ZM36 142H37V141H36ZM82 142H83V141H82ZM88 142H89V141H88ZM92 142H93V141H92ZM141 142H142V141H141ZM151 142H152V141H151ZM14 143H15V142H14ZM17 143H16L15 145H18ZM23 143H24V142H23ZM28 143H29V141H28ZM44 143H45V142H44ZM52 143H53V142H52ZM116 143H117V142H116ZM26 144H27V143H26ZM32 144H33V142H32ZM41 144H42V143H41ZM80 144H81V143H80ZM19 145H20V142H19ZM19 145H18V146H19ZM34 145H35V144H34ZM36 145H37V143H36ZM48 145H49V144H48ZM57 145H58V144H57ZM66 145H67V144H66ZM89 145H90V144H89ZM4 146H5V145H4ZM29 146H30V144H29ZM43 146H44V145H43ZM64 146H65V145H64ZM95 146H96V145H95ZM97 146H98V145H97ZM6 147H7V146H6ZM13 147H14V146H13ZM15 147H16V149H17V146H15ZM15 147H14V148H15ZM24 147H25V146H24ZM26 147H27V146H26ZM45 147H46V146H45ZM66 147H68V146H66ZM84 147H85V146H84ZM100 147H101V146H100ZM123 147H124V146H123ZM144 147H145V146H144ZM8 148H10V147H8ZM14 148H13V149H14ZM18 148H19V147H18ZM32 148L34 149V147H31V150H33ZM36 148H37V147H36ZM38 148H39V147H38ZM51 148H52V147H51ZM63 148H65V147H63ZM71 148H72V147H71ZM94 148H95V147H94ZM96 148H97V147H96ZM98 148H99V147H98ZM101 148H102V147H101ZM101 148H100V150H101ZM115 148H116V147H115ZM134 148H135V147H134ZM3 149H4V148H3ZM3 149H1V150L4 151V152H1V151H0L1 157H2V155H3V157L5 156V157H7L8 159L10 158L11 160H9L10 162L8 161L7 163H5V162H6L5 160H4L5 162L3 161L5 164H8L7 167L4 166V165H5L4 163H1V164H0V165L4 164L3 167H6V168H7V169H3V171H4V170H5V171L2 173V177H6V179H7V178L10 179V178L13 177V178L15 179V181H16V178H15V177H17V175H18L17 173H19V172H18V169L21 168V170H22L23 167L25 168V166L27 165L26 163H28V162H25V161H27V159L25 160V158H24V162H25L26 165H23V167H19V166H22V165H18V166H16L17 164H20V163L18 162V160H19V157H21L20 155H21L22 153L20 154L16 149H14V151H13L12 149H11V151H9L8 149H7L8 151L3 150ZM41 149H42V148H41ZM46 149H47V148H46ZM48 149H49V148H48ZM48 149H47V151H48ZM65 149H66V148H65ZM67 149H68V148H67ZM85 149H86V148H85ZM15 150H16V152H15ZM18 150H19V149H18ZM24 150H25V149H24ZM29 150H30V149H29ZM29 150H28V153L30 152L29 154H31V150H30V151H29ZM37 150H38V149H37ZM59 150H60V149H59ZM62 150H64V149H62ZM73 150H74V149H73ZM87 150H88V149H87ZM90 150H91V149H90ZM90 150H89V151H90ZM94 150H96V149H94ZM20 151H22V150H20ZM34 151H35V150H33L32 153H33ZM38 151H39V150H38ZM44 151H45V150H44ZM50 151H51V150H50ZM70 151H71V150H69V152H70ZM75 151H76V150H75ZM79 151H80V150H79ZM110 151H111V150H110ZM120 151H121V150H120ZM39 152H40V151H39ZM48 152H49V151H48ZM51 152H52V151H51ZM53 152H54V151H53ZM53 152L50 153V155L53 154ZM65 152H66V151H65ZM69 152H67L66 155H68ZM91 152H92V151H90V154H91ZM96 152H97V151H96ZM96 152L94 151L93 153H96ZM43 153H44V152H43ZM70 153H71V152H70ZM76 153H77V152H76ZM78 153H79V152H78ZM78 153H77V154H78ZM99 153L101 154L102 151H99ZM104 153H105V151H103L102 154H104ZM107 153H108V152H107ZM112 153H113V152H112ZM120 153H121V152H120ZM120 153H119V154H120ZM123 153H124V152H123ZM132 153H133V152H132ZM24 154H27V153L24 152ZM24 154H23V155H24ZM29 154H28V155H29ZM36 154H37V153H36ZM38 154H39V153H38ZM38 154H37V155H38ZM40 154H41V153H40ZM58 154H61V153H58ZM80 154H81V153H80ZM102 154H101V156H102ZM105 154H106V153H105ZM105 154H104V156H106ZM126 154H127V153H126ZM37 155H36V156H37ZM55 155H56V154H55ZM63 155L65 156V154H63ZM73 155H74V153H73ZM81 155H82V154H81ZM93 155H94V154H93ZM98 155H99V154H98ZM98 155H97V156H98ZM122 155H123V154H122ZM24 156H25V155H24ZM29 156H30V155H29ZM29 156L26 155V157H29ZM31 156H32V154H31ZM31 156H30V157H31ZM42 156H43V155H42ZM45 156H47V155H45ZM45 156H44V157H45ZM52 156H54V155H52ZM52 156H51V157H52ZM58 156H59V155H58ZM70 156H71V155H70ZM112 156H114V155H112ZM34 157H35V156H34ZM56 157H57V156H56ZM67 157H68V156H67ZM71 157H73V156H71ZM78 157H79V159H80L81 156H77V160H78ZM83 157H86V156H82L81 158L83 159ZM89 157H90V155H89ZM102 157H103V156H102ZM125 157H126V156H125ZM22 158H23V157H21V159H22ZM32 158H33V157H32ZM36 158H37V157H36ZM46 158H47V157H46ZM52 158H53V157H52ZM75 158H76V157H75ZM87 158H88V157H87ZM96 158H97V157H96ZM110 158H111V157H110ZM118 158H119V157H118ZM129 158H130V157H129ZM5 159H6V158H5ZM38 159H40V158H38ZM41 159H42V158H41ZM41 159H40V160H41ZM57 159H58V158H57ZM61 159H62V157H61ZM70 159H71V158H70ZM93 159H94V158H93ZM99 159L101 160V157H99ZM99 159H98V160H99ZM106 159H108V158H106ZM106 159H105V160H106ZM119 159H120V158H119ZM127 159H128V158H127ZM6 160H7V159H6ZM29 160H30V159H29ZM35 160H37V159H34V161H32V159H31L32 162H36V163H37L38 161H35ZM44 160H45V159H44ZM52 160H55V158H53ZM52 160H50V161L52 162ZM58 160H60V159H58ZM73 160H74V159H73ZM77 160H75V161H77ZM91 160H92V159H91ZM95 160H96V159H95ZM95 160H94V161H91V162L96 163ZM103 160H104V159H103ZM112 160H113V159H112ZM112 160H110V161H112ZM122 160H123V159H122ZM19 161H20V160H19ZM46 161H47V160H46ZM75 161H73V162H75ZM78 161H79V160H78ZM78 161L76 162L77 164L81 163V162H80L81 159H80L79 163H78ZM83 161H86V160H82V162H83ZM88 161H89V160H88ZM110 161H109V162H110ZM118 161H119V160H117V162H118ZM127 161H129V160H127ZM131 161H132V160H131ZM32 162L29 161L30 164H31ZM43 162H45V161H43ZM67 162H68V161H67ZM89 162H90V161H89ZM106 162H107V161H106ZM112 162H113V161H112ZM119 162H120V161H119ZM21 163H23V161H22ZM36 163H35V164L33 163V164H34V167L32 166L33 164H32V165H29V164H28V166H29V167H33V168L35 169V165H36ZM53 163H54V161H53ZM55 163H57V162H55ZM55 163H54V164H55ZM76 163H75V164H76ZM84 163H85V162H84ZM84 163H83V164H84ZM86 163H87V162H86ZM86 163H85V164H86ZM100 163L102 164V162H99V164H100ZM104 163H105V161H104ZM107 163H108V162H107ZM113 163H114V162H113ZM131 163H132V162H131ZM47 164H48V162H47ZM64 164H65V163H64ZM71 164H73V163L71 162ZM71 164H70V167L73 166V165H71ZM75 164H74V165H75ZM89 164H90V163H89ZM91 164H92V163H91ZM117 164H118V163H117ZM117 164H116V165H117ZM132 164H133V163H132ZM142 164H143V163H142ZM39 165H41V163H40ZM66 165H67V163H66ZM97 165H98V164H97ZM97 165H96V166H97ZM150 165H151V164H150ZM28 166H26V167L28 168ZM44 166H46V165H44ZM80 166H81V164H80ZM87 166H89V165H87ZM98 166H99V167H98L99 169H100V168L102 169V167H100V165H98ZM101 166H102V165H101ZM108 166H109V165H108ZM110 166H111V165H110ZM129 166H130V165H129ZM131 166H132V165H131ZM16 167H17L18 169H16ZM55 167H57V166H55ZM60 167L62 168V166H61V162H60L59 168H60ZM63 167H64V166H63ZM70 167H69V166H68V167L66 166V167H64V168H67V169H68V168H70ZM74 167H75V166H73V168H74ZM91 167H92V166L90 165V168H91ZM111 167H112V166H111ZM113 167H116V166L114 165ZM123 167H124V166H123ZM123 167H122V168H123ZM40 168H41V167H39V169H40ZM59 168H58V169H59ZM61 168H60V169H61ZM64 168H63V169H64ZM71 168H72V167H71ZM71 168H70V169H71ZM73 168H72V169H73ZM76 168L78 169L79 167H76ZM76 168H74V169H76ZM81 168H82V167H81ZM81 168H79V169H81ZM98 168L95 167V169H98ZM106 168H107V167H106ZM140 168H141V167H140ZM140 168H139V169H140ZM31 169H32V168H30V171H29V169H28V172L25 171L26 169H24V170L21 171L22 174H20L21 172H20L19 174H20V175H23V171H24V173L26 172V174H27V173L29 174V172H30V174H31ZM34 169H33V170H34ZM50 169H51V168H50ZM54 169H56V168H54ZM63 169H62V170H63ZM74 169L71 170V171H74V172H75ZM82 169H83V168H82ZM88 169H89V168H88ZM91 169H92V168H91ZM101 169H100V171H101ZM103 169H104V168H103ZM112 169H114V168H112ZM124 169H125V168H124ZM136 169H137V168H136ZM51 170H52V169H51ZM56 170H57V169H56ZM86 170H87V169L84 168V171H86ZM105 170H106V169H104V171H103L104 173H105ZM116 170H117V169H116ZM126 170H127V169H126ZM133 170H134V169H133ZM202 170H203V169H202ZM202 170H201V171H202ZM52 171H53V170H52ZM84 171H83V173H82V171H81V176H82V174H83V176H84V173H85ZM91 171L94 172L93 169H92ZM95 171L97 172L98 170H95ZM109 171H110V170H109ZM44 172H45V171H44ZM50 172H51V171H50ZM55 172H56V171H55ZM58 172H60V170H59ZM88 172H90V171H88ZM101 172H102V171H101ZM121 172H122V170H121ZM121 172L119 171V173H121ZM38 173H39V172H38ZM53 173H54V172H53ZM63 173H65V174H64L65 177L70 175V178H71L73 172H69V174L66 175V170H65V172H63ZM67 173H68V170H67ZM70 173H71V174H70ZM94 173H95V172H94ZM98 173H99V174H103V173H100L99 171H98ZM110 173H111V172H110ZM124 173H125V171H124ZM30 174H29V175H30ZM57 174H58V173H57ZM57 174L54 173V174L51 175V173H50V175H51L50 177H51V178L49 177V178H50L49 180H51V181L53 180L54 182H53V181H52V182H53V183H56L57 186L60 187V186H62V185H61V182H60V180L62 181V179H60L59 176H58ZM78 174H79V175H78ZM86 174H87V173H86ZM92 174H93V173H92ZM99 174H97V175H99ZM113 174H114V172H113ZM147 174H148V173H147ZM20 175H18V177H19ZM74 175H75V174H74ZM74 175H73V178H74ZM87 175L89 176V174H87ZM90 175H91V173H90ZM95 175H96V174H93V176H95ZM104 175H107V174H103V176H104ZM108 175H110V174H108ZM114 175H117V174H114ZM123 175H124V174H123ZM62 176H63V175H62ZM62 176L60 175V177H62ZM76 176H77V177L80 176V172H79V173L77 172V175H76ZM81 176H80V177H81ZM83 176H82V177H83ZM101 176H102V175H101ZM101 176H100V178H101ZM25 177H26V176H25ZM25 177H24V178H25ZM30 177H31V176H29V177L27 176L26 182H24L25 184H26V183H31V182H32ZM63 177H64V176H63ZM85 177H87V176H85ZM96 177H97V176H96ZM96 177H95V178H96ZM98 177H99V176H98ZM98 177H97V179L100 181L102 178L99 179ZM108 177H109V176H108ZM142 177H143V176H142ZM13 178H12V180H13ZM20 178H21V176H20ZM20 178H18L17 181H19ZM57 178H59V181L56 180ZM67 178H68V177H67ZM75 178H76V177H75ZM78 178H79V177H78ZM87 178H88V177H87ZM46 179H47V178H43V177H41V179H40V183H41V181H44V180H46ZM71 179H72V178H71ZM79 179H80V178H79ZM81 179H82V178H81ZM83 179H84V177H83ZM122 179H123V178H122ZM130 179H131V178H130ZM132 179H133V178H132ZM134 179H135V178H134ZM154 179H155V178H154ZM22 180H23V179H22ZM32 180H33V179H32ZM87 180H88V179H87ZM87 180H86V182H88ZM105 180H106V179H104V180H102V181L105 182ZM135 180H136V179H135ZM17 181H16V183H18ZM30 181H31V182H30ZM63 181H64V180H63ZM77 181H78V180H77ZM83 181H84V180H83ZM102 181H101V182H102ZM108 181H109V179H108ZM204 181H205V180H204ZM37 182L39 183V181H37ZM37 182H36V183H37ZM44 182H45V181H44ZM47 182H48V181H47ZM75 182H76V181H75ZM75 182H74V183H75ZM81 182H82V181H81ZM96 182H97V180H96ZM113 182H114V181H113ZM118 182H119V181H118ZM128 182H129V181H128ZM131 182H132V181H131ZM133 182H135V181H133ZM20 183H21V182H20ZM24 183H23V184H24ZM53 183H52V184H53ZM66 183H67V182H66ZM108 183H110V182H108ZM21 184H22V183H21ZM25 184H24V185H25ZM33 184H34V182H33ZM97 184H98V183H97ZM131 184H132V183H131ZM15 185H16V184H15ZM24 185H23V186H24ZM36 185H37V184H36ZM36 185H35V187H36ZM48 185H49V184H48ZM50 185H51V184H50ZM66 185H68V184H66ZM77 185H79V182H78ZM101 185H102V184H101ZM111 185H112V183H111ZM17 186H18V185H17ZM68 186H69V185H68ZM104 186H105V185H104ZM107 186H108V184H107ZM109 186H110V185H109ZM113 186H114V185H113ZM113 186H112V187H113ZM116 186H117V185H116ZM133 186H134V184H133ZM151 186H152V185H151ZM1 187H2V186H1ZM5 187H6V186H5ZM11 187H12V186H11ZM39 187H40V186H39ZM74 187H75V186H74ZM74 187H72V188H74ZM93 187H94V186H93ZM134 187H135V186H134ZM2 188H3V187H2ZM31 188H32V187H31ZM53 188H54V187H53ZM99 188H101V187H99ZM99 188H98V189H99ZM122 188H123V187H122ZM25 189H26V188H25ZM55 189H56V188H54L53 190H55ZM63 189H64V188H63ZM70 189H71V188H70ZM86 189H87V188H86ZM112 189H113V188H112ZM117 189H118V188H117ZM40 190H41V189H40ZM61 190H62V189H61ZM68 190H69V189H68ZM120 190H121V189H120ZM213 190H214V189H213ZM3 191H4V190H3ZM36 191H37V190H36ZM107 191H108V190H107ZM107 191H106V190H105L104 192H103V191H99V194L95 197L96 200L94 199L95 202L93 201V203H97V204H96V205L93 204L95 210L93 209V211H92V212L96 211L95 214L97 213L98 210H100V206H101V205H100V203H101L100 200L102 201L101 198L104 197V196H106L105 194L107 193ZM115 191H116V190H115ZM115 191H114V192H115ZM205 191H206V190H205ZM17 192H18V190H17ZM49 192H50V191H49ZM53 192H54V191H53ZM53 192H52V193H53ZM103 193H104V194H103ZM112 193H113V191H112ZM1 194H2V193H1ZM9 194H10V193H9ZM67 194H68V193H66V195H67ZM102 194H103L104 196H102ZM28 195H29V194H28ZM28 195H27V194L25 195L23 192H20V194H18V195L15 197V199H16L15 201L18 200V201L20 202V205H23L24 202L26 201V202H25V204H26V203H27V199H28ZM30 195H31V194H30ZM44 195H45V196H43V198H47V197H48L47 194H44ZM51 195H52V194H51ZM66 195H65V197H66ZM116 195H117V194H116ZM1 196H2V195H1ZM31 196H32V195H31ZM31 196H30V197H31ZM38 196H39V195H38ZM53 196H54V195H53ZM56 196H57V195H56ZM74 196H75V195H74ZM109 196H110V197H109ZM109 196H108V197H109L110 199H111V197H112V199H113V197H114V195H113V194H110V193H109ZM123 196H124V195H123ZM30 197H29V198H30ZM61 197H62V196H61ZM63 197H64V196H63ZM82 197H83V196H82ZM106 197H107V196H106ZM108 197H107V198H108ZM32 198H33V197H32ZM34 198H35V197H34ZM72 198H73V197H72ZM74 198H76V196H75ZM107 198H106V200H107ZM37 199H38V198H37ZM49 199H50V198H49ZM60 199H61V198H60ZM60 199H59V201H61ZM86 199H87L88 201L86 200V201H87V202H86L85 199H84L85 202L83 203V205H81V207H80V208H82L81 210L84 209L82 206L85 205L84 207H87V203L89 202L90 199H88V198H86ZM112 199H111V200H112ZM34 200H35V199H34ZM39 200H40V199H38V201H39ZM62 200H63V199H62ZM72 200H73V199H72ZM72 200H71V201H72ZM79 200H80V199H79ZM79 200H78V201H79ZM104 200H105V199H104ZM106 200H105V201H106ZM108 200H109V199H108ZM46 201H47V200H46ZM68 201H69V200H68ZM90 201H92V199H91ZM36 202H37V201H36ZM47 202H48V201H47ZM75 202H76V201H75ZM82 202H83V201H82ZM2 203L5 204V205H8V206H9L10 200H9L8 198H4V199H2ZM57 203H58V202H57ZM64 203H65V202H64ZM91 203H92V202H91ZM91 203H89V204H91ZM104 203H107V202H103V201H102L101 204H104ZM108 203H109V202H108ZM25 204H24V205H25ZM32 204H35V205L37 206V207L35 208V210H36V211H39L38 213H41V214H40V217H39L38 219L36 218L37 220H35L34 223H30V222H29L28 220H26V219L22 220V218H24L25 216L22 217V216L20 215L22 218H21V217L19 218V216H17V221L20 220L19 222H22V224L25 225L26 228H29L31 231H38V230L41 231V230H43V229L46 228V223H47V220L44 221V219H42V218H43V215H44V212H45V215H46L45 218L50 219V217H47V214H49V213L51 212V210H47V211H44V210H45L46 208H47V209H49V208L52 209L53 206H52L51 204H46V203H41V202H40V203H37V204L32 202ZM67 204H69V205H67ZM67 204L65 205L66 207L63 206V208H64V212H67V209H69V206H70V208L73 207L72 203H71V204H70V203H67ZM111 204H112V203H111ZM151 204H152V207H153V208H152V207H151V208H152V209L155 208V210H157L156 207H158V204H156V202H155V203H151ZM60 205H61V204H60ZM76 205H77V203H76ZM78 205H79V204H78ZM153 205H155V206H153ZM156 205H157V206H156ZM159 205H160V204H159ZM50 206H52V208H51ZM67 206H68V207H67ZM74 206H75V205H74ZM90 206H92V205H90ZM103 206H104V207H103ZM103 206H102V207H103L104 209L101 207L102 212H101V211H98V214L101 215V213H102V214H105V212H106V214L103 215V216H105V218H106V215H107V213H108L109 211H105V212H103V211H104L105 209L108 210V209H110V208H105V207H106L105 205H103ZM206 206H207V205H206ZM21 207H23V206H21ZM123 207H124V206H123ZM123 207H122V208H123ZM135 207H137V206L135 205ZM179 207H180V206H179ZM190 207H191V206H190ZM23 208H24V207H23ZM26 208H27V207H26ZM26 208H25V209H26ZM41 208L43 209V211H41ZM66 208H67V209H66ZM74 208H75V207H74ZM78 208H79V207L77 206L75 209L72 208V210H73V211H74V210H75V211H76V210L78 211ZM92 208H93V207H91V209L89 208V210H92ZM96 208H97V210H96ZM133 208H134V206H133ZM141 208H142V207H141ZM180 208H181V207H180ZM188 208H189V207H188ZM31 209H33V206H32V205H31ZM31 209H29V210H31ZM53 209H54V208H53ZM53 209H52V212H53ZM85 209H86V208H85ZM85 209H84V211H85ZM87 209H88V208H87ZM87 209H86L87 212H86V211L83 212V211H81V210L78 211V212L80 213L79 215H82V216H79V218H80V217H83V216H84V213L86 214V213L89 212V210H87ZM111 209H112V207H111ZM111 209H110V210H111ZM135 209H136V208H135ZM147 209H148V208H147ZM182 209H187V208L184 207V205H183V208H182ZM33 210H34V209H33ZM72 210L69 209L68 212L70 211V213H71ZM136 210H138V209H136ZM140 210H141V209H140ZM150 210H151V209H150ZM221 210H222V209H221ZM221 210H220V211H221ZM234 210H235V209H234ZM31 211H32V210H31ZM31 211H30V212H31ZM48 211H50V212H48ZM73 211H72V212H73ZM75 211H74V212H75ZM121 211H122V210H121ZM130 211H131V210H130ZM142 211H143V210H142ZM148 211H149V210H148ZM148 211H147V212H148ZM220 211L218 212L219 214H220ZM222 211H223V210H222ZM222 211H221V215H223V214H222ZM15 212H16V211H15ZM21 212H22V211H21ZM21 212H19V213H21ZM30 212H29V213H30ZM34 212H35V211H34ZM42 212H43V213H42ZM46 212H48V213H46ZM82 212H83V213H82ZM99 212H100V213H99ZM111 212H113V211H111ZM151 212H152V211H151ZM153 212H154V210H153ZM0 213H1V212H0ZM70 213H69V215H71ZM81 213H82V214H81ZM149 213H150V212H149ZM205 213H206V212H205ZM218 213H216V214H218ZM24 214H25V213H24ZM24 214H23V215H24ZM34 214H35V213H34ZM66 214H68V213H66ZM66 214H65V215H66ZM126 214H127V216H128V214H129V216L132 215V213L130 214L129 211H128ZM185 214H186V213H185ZM206 214H208V213H206ZM219 214H218V215H219ZM50 215H51V213L49 214V216H50ZM53 215H54V214H53ZM90 215H91V214H90ZM90 215L87 214V216H90ZM96 215H97V214H96ZM96 215L94 216V218L98 216V215H97V216H96ZM113 215H114V214H113ZM113 215H112V216H113ZM152 215H153V214H152ZM218 215H216V216H218ZM9 216H10V215H9ZM41 216H42V218H41ZM56 216H57V215H56ZM67 216H68V215H67ZM67 216H65L66 219L68 218ZM74 216H75V215H74ZM74 216H73V218H72V216H71V217L69 216V218H71V221H72V219H74ZM87 216H86V217H87ZM91 216H93V214H92ZM103 216H101L102 219H103ZM107 216H108V215H107ZM129 216L127 217V219L124 217V218L126 219V220H125L126 223H127V222L129 223V221H128ZM206 216H207V215H206ZM219 216H220V215H219ZM234 216H235V215H234ZM108 217H109V216H108ZM131 217H132V216H131ZM26 218H27V217H26ZM61 218H62V214H61ZM69 218H68V219H69ZM90 218H92L93 221H94V220L96 221V220L98 219V217H97V219H94L93 217H90ZM90 218H88V217L86 218V222L90 220V222H89L90 225H89V226L86 225V226H88V227H87L88 230L91 229V230H95V231H96L97 229L94 228V224L97 225V228H98V226H99V224H100V222H101V224H100L101 226H102L103 223H104V225H105V228H104V225H103V228H102L103 232H105L106 234H109V233H110L111 235L114 234V233H113V234L111 233V231L114 232V230H111V231L108 230L107 225L110 223L109 220L112 218V222L115 221V222H113V223H115V224L117 225L116 220L119 219V218H118V219H116V220H113L114 217H111L109 220H107L108 224L106 225V224H105L106 221L102 222L104 219H103V220L101 219L100 222L97 220L98 223H99V224H97V223H95V221L92 223V221H91ZM203 218H204V215H203ZM27 219H28V218H27ZM31 219H33V218H31ZM39 219H41V220H43L44 222H46L45 225L42 224V223H41V220H39ZM66 219H65V221H66ZM80 219H82V218H80ZM80 219H79V220H80ZM83 219H84V218H83ZM87 219H89V220H87ZM79 220H77V221H79ZM99 220H100V218H99ZM129 220H130V218H129ZM131 220H132V219H131ZM39 221H40V223H38ZM43 221H42V222H43ZM48 221H49V220H48ZM55 221H56V220H55ZM65 221H64V222H65ZM67 221H68V223L70 222V220H67ZM67 221H66V222H67ZM80 221H81V220H80ZM80 221H79V222H80ZM83 221H85V220H82V222H81L80 224H82V223L85 224V222H83ZM123 221H124V220H123ZM123 221H122V222H123ZM139 221H140V220H139ZM206 221H207V220H206ZM8 222H9V221H8ZM44 222H43V223H44ZM60 222H61V220H60ZM66 222H65V224L63 225L65 228H66V226H68V225H66ZM118 222H119V221H118ZM132 222H133V221H132ZM3 223H4V222H3ZM68 223H67V224H68ZM72 223H73V222H72ZM72 223H70V225H71ZM113 223H112V226L115 225V224H113ZM120 223H121V222H120ZM126 223H124V222H123V224L121 223V224L124 226V228H127V227L124 225V224H126ZM5 224H6V223H5ZM61 224H62V223H61ZM77 224H78V223H77ZM87 224H88V223H87ZM146 224H147V223L142 224V227H143L144 229H146V228L148 227ZM188 224H189V223H188ZM1 225L3 226L2 223H1ZM7 225H9V224H7ZM20 225H21V224H20ZM109 225L111 226V224H109ZM109 225H108V226H109ZM21 226H22V225H21ZM72 226H73V224H72ZM112 226H111V227H112ZM123 226H122V227H123ZM145 226H147V227H145ZM12 227H13V226H12ZM75 227H76V226H75ZM106 227H107V229H106ZM114 227H115V228H113V227H112V228H113V229H117V228L120 229L121 226H117V228H116V226H114ZM142 227H141V225H139V226H137V227L135 226L136 229L134 228V230H133V231H134L133 234H137V235H138V234H140V231H142L143 233H147V230H142ZM6 228H7V227H6ZM19 228H20V227H19ZM69 228H70V226H68V229H69ZM56 229H57V228H56ZM70 229H71V228H70ZM72 229H73V228H72ZM80 229H81V228H80ZM100 229H101V228H99V230H100ZM110 229H111V228H110ZM121 229H122V228H121ZM121 229H120V231H121ZM147 229H148V231H149V228H147ZM150 229H151V228H150ZM0 230H1V229H0ZM25 230H26V229H25ZM59 230H60V229H59ZM102 230H101V231H102ZM122 230H124V229H122ZM20 231H21V230H20ZM44 231H45V230H44ZM46 231H47V230H46ZM56 231H57V230H56ZM85 231H86V229H85ZM89 231H90V230H89ZM117 231H118V229H117ZM120 231L118 232V234L120 233ZM4 232H5V231H4ZM121 232H122V231H121ZM126 232H127V229L125 230V232L123 231L124 234H125ZM28 233H30V232L28 231ZM38 233H39V232H38ZM49 233H50V232H49ZM49 233H48V234H49ZM90 233H91V232H90ZM105 233H104V234H105ZM123 233H121V234L123 235ZM127 233H128V232H127ZM7 234H8V233H7ZM16 235H17V233H16ZM38 235H39V234H38ZM114 235H116V233H115ZM125 235H126V234H125ZM107 236H108V235H107ZM134 236H135V235H134ZM105 237H106V236H105ZM0 241H2V240H0ZM3 241H4V240H3ZM3 241H2V242H3ZM9 241H10V240H9ZM69 241H70V240H69ZM71 241H72V240H71ZM76 241H77V240H76ZM97 241H98V240H97ZM107 241H108V240H107ZM129 241H130V240H129ZM131 241H132V240H131ZM131 241H130V243H127L128 241H127V242L125 241L126 243H123V244H122V243H120V242H118V243H116V242H110V240H109V241H108L109 243H104V242L99 243V242H97V244H95V245H94V244H93V245H86V244H83V243H80V244H79V241H78V242L72 241L71 243H69V244L66 245V246H67V249H65V251H67V252H64V251H63V252H58V251H57V248H55V249L53 250V251L56 250L57 252H50V251H52V250H50L49 248H47V246H52V245H51V244H48V243H42L43 245L41 244L40 246H45V248H44V249H43V248H42V249L37 248V249H35V251H36V250H41V251H45L44 253L49 252V256H50V257H51V256H73L74 259H70V261H67L66 264H70L71 261H75V260H77V261H78V260H82L83 262H84V261L86 262V261H89V260H91V261H97V260H98V261H100V260L102 261V260H106V263H108V261H110V263H113L111 260L116 261V259H122V260H124L123 262H126V261H125V257L122 258L123 256H118V255H114V254H119V253H120V254H122V253H123V254H129V255H127V256L129 257L128 259H133V260H134V259H135V260L137 259V260H139V258H143V257H137V256H135L134 254H146V255H149V256H150V255H157V254H171V253H172V254H175V253H184V250H189V251H192V252H199V253L201 254V255L199 254V255H197V256H192V257H193V258H191L192 262H194L193 259H197V260H198V259H199V260H200V259H204V260L209 259V260H212V262H213L214 260H217V261H218L217 264H221V263H223V262H224L223 260H225L226 263H228V262L230 261V260H229L230 257H234V258H235V256H246V257H247V256H264V244H262V245H259V244H257V245H246V246H239V245H238V246H224V245H212V244H211V245H210V244H209V245H206V244H205V245H193V246H189V247H188V246H184V247H182V245H178V244H174V243H167V241L165 240L166 243H163V244H162V243H157V242H155V243L150 242V244L145 243V245H144V244L141 245V243H140V244L137 245V246H132V245H129V244H131ZM133 241H134V240H133ZM135 241H136V240H135ZM135 241H134V243H135ZM138 241H139V240H138ZM36 242H37V241H36ZM41 242H42V240H41ZM43 242H44V240H43ZM47 242H48V241H47ZM64 242H65V241H64ZM91 242H92V241H91ZM95 242H96V241H95ZM105 242H106V241H105ZM122 242H124V241L122 240ZM139 242H140V241H139ZM141 242H142V241H141ZM49 243H50V240H49ZM92 243H93V242H92ZM3 244H4V243H3ZM8 244H9V243H8ZM10 244H11V243H10ZM39 244H40V243H38V245H39ZM55 244H56V243H55ZM59 244H60V243H59ZM64 244H65V243H64ZM32 245H33V244H32ZM34 245H35V244H34ZM36 245H37V244H36ZM61 245H63V244H61ZM53 246H54V245H53ZM54 247H55V246H54ZM60 247H61V246H60ZM63 247H64V246H63ZM65 248H66V247H65ZM3 250H4V251H3ZM11 250H13V251H11ZM26 250H27L26 248H25V249H21V248H18V247H15V248H8V247L5 246V247H3V249H0V251H3V252H13V253H15V252L18 251L19 253L17 252L16 255H14L15 257H12V258L0 257V262H2V261H3V262H4V261L7 262V261H9V260H12V264H13V260H16V261L22 262V261H24V260H26V259H29L30 257H21V256H24L25 254L30 253V252H27ZM33 250H34V249H32V251H33ZM22 251H25V252H22ZM59 251H60V249H59ZM35 253H36V252H35ZM44 253H41V254H44ZM110 253H112L113 255H109ZM21 254H24V255H21ZM31 254H32V253H31ZM131 254H132V255H131ZM39 255H40V254H39ZM11 256H13V255H11ZM30 256H31V255H30ZM34 256H35V255H34ZM46 256H48V255H46ZM138 256H141V255H138ZM40 257H41V258H40L41 260H46V261H48V263H50L49 261H51L52 263H53V262H56L57 264H62V263H59L58 259H47V258H42L43 256H40ZM44 257H45V256H44ZM171 257H172V258H177V257H181V256H177V257L171 256ZM189 257H190V256H189ZM32 258H33V257H31V259H32ZM38 258H39V257H38ZM38 258L36 257L35 259L38 261V260H40V259H38ZM146 258H147V257H146ZM149 258H152V261H149L150 263H152V262L158 261L157 259H158V258H162V257H152V256H151V257H149ZM149 258H148L147 260H149ZM153 258H157V259L154 260ZM254 258H255V257H254ZM254 258H253V259H254ZM227 259H228V261H227ZM238 259H239V258H238ZM122 260H121V261H122ZM126 260H127V259H126ZM142 260H143V259H142ZM147 260H145V261L147 262ZM150 260H151V259H150ZM153 260H154V261H153ZM160 260H161V259H160ZM178 260H179V259H178ZM16 261H14V262H16ZM32 261H33V259L31 260V263H32ZM82 261H81V264H82ZM101 261H100V262H101ZM121 261H120V262H121ZM140 261H141V260H140ZM145 261H144V262H145ZM163 261H164V259H163ZM172 261H174V260H172ZM195 261H196V260H195ZM217 261H216V262H217ZM3 262H2L1 264H4ZM26 262H28V260H27ZM26 262H23V263H26ZM69 262H70V263H69ZM79 262H80V261H79ZM79 262H77V264H78ZM85 262H84V264H85ZM102 262H104V261H102ZM118 262H119V261H118ZM118 262H117V264H118ZM132 262H133V261H132ZM134 262H135V261H134ZM134 262H133V263H134ZM141 262H143V261H141ZM174 262H175V261H174ZM200 262H202V260H200ZM207 262H208V261H207ZM210 262H211V261H210ZM210 262H209V264H210ZM214 262H215V261H214ZM214 262H213V264H214ZM216 262H215V263H216ZM220 262H221V263H220ZM242 262H243V261H242ZM7 263L9 264L10 262H7ZM23 263H21V264H23ZM29 263H30V262H29ZM31 263H30V264H31ZM37 263H39V262H37ZM40 263H41V264H44V263H42V262H40ZM40 263H39V264H40ZM48 263H47V264H48ZM52 263H51V264H52ZM86 263H87V262H86ZM93 263H94V262H93ZM127 263H128V262L123 263V264H127ZM129 263H131V262H129ZM129 263H128V264H129ZM135 263H137V262H135ZM138 263H139V261H138ZM138 263H137V264H138ZM150 263H148V264H150ZM190 263H191V262H190ZM204 263H206V262H204ZM224 263H225V262H224ZM15 264H16V263H15ZM27 264H28V263H27ZM32 264H34V263H32ZM35 264H36V263H35ZM54 264H55V263H54ZM72 264H74V263L72 262ZM75 264H76V262H75ZM87 264H88V263H87ZM97 264H98V263H97ZM99 264H100V263H99ZM102 264H103V263H102ZM108 264H109V263H108ZM114 264H116V263L114 262ZM119 264H120V263H119ZM141 264H142V263H141ZM144 264H147V263H144ZM178 264H179V263H178ZM192 264H193V263H192ZM195 264H196V262H195ZM197 264H198V263H197ZM200 264H201V263H200ZM202 264H203V262H202ZM207 264H208V263H207ZM211 264H212V263H211ZM229 264H230V263H229Z\"/></svg>",
  "mask_w": 264,
  "mask_h": 264
},
{
  "label": "water",
  "instance_id": "water-1",
  "mask_svg": "<svg viewBox=\"0 0 264 264\" xmlns=\"http://www.w3.org/2000/svg\"><path fill=\"white\" fill-rule=\"evenodd\" d=\"M4 251V250H3ZM3 251H0V257H7V258H12V257H15L14 255H16V253L18 252H15V253H13V252H3ZM36 251H41V250H36ZM35 250L34 251H32V254L31 253H28L29 255H36V256H27V257H40V256H45L44 258H49V252H47V253H44V254H41V253H35L36 252ZM22 252H25V251H22ZM51 252V251H50ZM184 252H189L190 253V251L188 250V251H184ZM19 253V252H18ZM28 254H25V255H28ZM40 254V255H39ZM178 254V253H177ZM11 255H13V256H11ZM21 255H24V254H21ZM21 256V257H26V256ZM46 255H48V256H46ZM179 255L180 256H183V255H187V256H189V254L188 253H179ZM191 256V255H190Z\"/></svg>",
  "mask_w": 264,
  "mask_h": 264
}]
</instances>
